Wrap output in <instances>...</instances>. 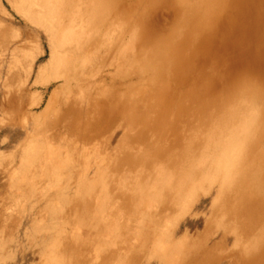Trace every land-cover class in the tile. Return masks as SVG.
I'll list each match as a JSON object with an SVG mask.
<instances>
[{"label":"rangeland","instance_id":"1","mask_svg":"<svg viewBox=\"0 0 264 264\" xmlns=\"http://www.w3.org/2000/svg\"><path fill=\"white\" fill-rule=\"evenodd\" d=\"M15 1L16 0H0V26H1L0 27V44H1L0 45V228H1L0 229V241H1V243H0V264H40V263H42V264H53V263L56 264L58 261L56 262L53 260L54 262L53 261L51 262V259L54 258V253H55L54 251H56V252L59 251V249L61 247H62V251L60 249L59 252L60 253L64 252V254H65L64 262H66V264H76V263L86 264L87 262H88L87 264H98V263H100V264H104V263L105 264H129V263L130 264H138V263H141V264H146V263L147 264H184L183 259L186 262L185 264H200V263L201 264L202 263L203 264H208V263H211V264H233V262H234V264H235V262H236V264H239V263H241L240 260H243L246 262V263L243 262L241 264H251V263L256 264L255 262H257V261H255L254 258L252 259L253 255L246 253L248 250H250L247 248L249 247V243H251V240L245 234L241 235L242 230H243V233H245L247 231V230H244V229H246L245 226H243L244 228L241 227V224L244 222L245 218H243V220H242V217L239 219L238 216H235L234 210L232 211V209H231L233 207V203H235V200L233 201V199H235L234 195H232V192H233L232 187H234L235 184H231V186H230L231 190L230 189H227V190L223 189L222 190V188L220 187L219 180L212 181V183H209L207 180L203 181V179L205 177V173H206V167L205 166L207 164V163L205 164L206 161H205L204 156L208 150L210 152L212 151L211 148H212V143L214 141L212 142L211 138L214 135L213 133L216 132L218 130V128L220 127L219 124H218V126L216 125L217 127L215 125H213V127L216 128L213 132L203 130L205 128L207 129V127L208 128L210 127L209 122H211L210 125H212V123L213 124L216 123V120L208 121V119L211 120V117L212 118H214L213 116L216 117V115H214V113H213L214 111H212V112L209 111L208 113L205 112L207 115L205 113L201 115L200 120H201L202 125H200L201 124L200 122L198 124V122H196V121H195L196 123L194 122L195 124L193 123V125L196 126L195 127V129H196L195 133L197 132L196 135H195V133L193 134V140L191 141V143L193 145L190 144V140H189L188 136H186V138L184 140V142L185 141L186 142L184 143V145H182V147H184V148L187 146H190V145H191L190 149L193 147H194V149L196 148L195 150L194 149L191 150L192 152L190 154L192 155L191 156L192 158L190 157V155L188 156V158H190L191 161L193 160V162L191 163L192 165L190 164V166H192L191 169H194V165H195L194 162L196 161V159H197L196 163L199 161L198 162L199 165H201L200 163H202L201 161L204 159L203 163L205 164V166H203V167L200 166L201 167L200 173H199V171L196 172L197 170H195L194 173H192V175L195 174V177H196V179H195V177H193L194 175L190 176L191 175L190 174L191 170L189 169L190 166L187 167L188 165L186 163H185L186 166L182 165V163H180V164L170 163L171 161H169L170 160L169 157L172 158V157L178 156L177 158H179L180 154H181V150L178 149L179 150L178 151L176 149L177 147L175 146L176 144L175 145L173 144V142H174L173 136H176L178 134H176L173 129L172 130L174 132H172L171 128L169 129L170 132L168 134V129L163 130V127L160 125L161 123H158V121H157L155 124L156 118L158 120H161V119H159L160 111H158L159 109H156L157 104L156 105H153V104H155V102H158V100H162V101H164V100L168 101L169 100L168 102H170V103L174 100L173 101L174 103L172 102L173 104L181 105V106H175V108H174L170 104L171 105L170 108H172L171 109L172 111H169V112L172 115L174 114L173 116L175 117L176 122H177L176 117H178V121L179 120L183 121V119L186 118L185 121H183V122H185V124L187 123L186 121L188 118L191 119V116H192V120H193V118L196 115L203 112L202 110L199 109V107H201V105L205 106L204 103H206V105L209 104L208 106H210V107L206 106L205 108L207 110L204 108L205 111H208V109H213L211 106H213L214 104H216V106H217V104H218V108L221 107L220 109H218L215 105L213 106L216 109H218V112L216 114H219V113L222 114V111H223V115L224 114L226 115L229 112H231L233 114H241L242 110H243V108H241V107L238 108L237 110H235V111H237L236 113L233 110L235 107H233L232 111H231V109L230 110L228 109V112L226 113L225 110H227V107H228V105H226V104L229 101L228 98L233 100V102L234 101L240 102V99L242 100V102H244L247 99V97H249V95L251 93H254V92L258 93L259 92V91H255V90H259V89H253V86H255L254 88H257V87L259 88V86L264 84V81H263L264 80V0H262V1L261 0H258V1L257 0H226V1L221 0L223 3V4H221L222 5L221 6L222 10H220L221 12L217 11L218 12L217 13V12L212 11L213 9L212 10L207 9V11H209L207 13V16H206L208 21L206 20L207 23L205 25H207V26H205L204 35L200 37L201 39L203 37V39L202 40L200 39L201 40L200 42L198 41L199 44L197 43L198 44L197 49L195 48L196 42H193L191 46L186 45L187 43H182L184 45H181V44L174 45V44H176L175 42H172L173 45H171V40H170L171 35L170 34L171 33L173 34L175 28H177L175 26V22L177 21L176 19H178L179 16H181L180 21L182 20V22H185V24L188 23L189 21H192V19H193L192 16H190V15L187 16L186 10H192V12L196 13L197 11H201L203 9V10H205L204 12L206 13L205 7H199L201 5L199 2L202 3V2H205V0H197L198 3H196L197 2L196 0H182V2L180 0L179 4L180 3H185V4L187 3L186 4V6L188 7L187 9L181 7L183 4L182 5L180 4L181 6L180 5L177 6V3L175 4L176 0H163V1L162 0H143L144 3H142V0H140V1L139 0H119V1L118 0H116V1L115 0H111V1L110 0H100L101 2H99V0H94V1H91V0H70V1H66V0H63V2L61 4V8H60L61 9L60 10L61 22L63 25L68 24V25H72L74 27V25L79 24L80 26H82L83 24L85 25V23L87 24V22L89 20H93V17H94L93 25L91 24L87 28V31L88 30L91 31L92 34L91 33L89 34V31H88V34H87L88 36L85 35L84 37H82L79 40L78 44L75 43V45H74L75 47H73V45H72L71 47L68 46L67 48H65L69 52V55H67L68 52L65 50L66 57L68 56L67 59L69 58L70 55H73V54L76 55V56L75 55L70 56L72 63L66 62V63H68L67 70L64 69L65 67L55 68L54 64L52 63V58H51V57H53V54H54L53 46L51 45V42L49 40V36H48L46 30L44 29V27H42L41 25H39L35 21H29L27 19L24 20L23 16L18 14V12H16L13 8ZM85 1H86V4H85ZM187 1H189V2L192 1V3L190 4ZM253 1H254V3H253ZM91 2H93V3H91ZM106 2L108 4H106ZM112 2H113L114 6L112 5ZM148 2H150L151 4ZM210 2H213V0L212 1L210 0ZM66 3H69L68 7H67V5H63ZM71 4L73 6L75 5L76 7L74 8ZM78 4H79V7H78ZM142 4L144 6H142ZM185 4H184V6H185ZM88 5H90V6H88ZM93 5H94L95 9H93L94 8ZM153 5H155V6H153ZM64 6H66V7H64ZM80 6H82V7H80ZM215 6L217 7V4ZM218 6H220V5H218ZM76 8H77V10H76ZM105 8L107 10H110V11H107ZM121 8L123 9V11L121 10ZM72 9L75 10V12L77 11V13L78 12L81 13V10L84 13L82 12L81 14L80 13L77 14V13L71 11ZM99 9H101L100 11H104L103 15H101L102 12H100V11H99L100 15H98ZM66 10H69V11H66ZM85 10H86V12H85ZM92 10H95L96 12L94 11V13H93ZM119 11L121 13V16H120ZM124 11H126V12L128 11L127 12L128 17H129V18L127 17L128 19L126 18V16H127L126 12H125L126 16L124 14L122 15V12H124ZM66 12L67 13L70 12L69 15H71L72 17L69 16ZM89 12H91V13H89ZM219 12H220V14H219ZM62 13L67 14V15L65 14L66 18L64 16V14H62ZM114 13L117 15H115ZM134 13H136V14H134ZM175 13L178 15V17H176L177 15ZM214 13H215V15H213ZM104 14H106V16ZM179 14H181V15H179ZM80 15H82L84 18ZM173 15L174 16L176 15L175 16L176 19L174 18ZM78 16L80 19L78 18ZM86 16H88V17H86ZM100 16L101 17L103 16L102 18H104V19L106 18V20L104 21V19H103L100 22V20L102 19ZM122 16H124L123 19L125 21H127L128 23L125 22L124 20H122V18H120ZM136 16H138V18ZM210 16H211V18H210ZM213 16H214V18H213ZM259 16H260V18H259ZM73 17H75L77 21L80 20V21H78L79 23L75 20V18L73 19ZM89 17H92V18H89ZM114 17H117V18L114 19ZM134 17H136V18H134ZM62 18H64V19L62 20ZM98 18H99V20H98ZM81 19H82V21H81ZM120 19H121V22H120ZM213 19L215 21H213ZM255 19L258 21H256ZM184 20H186V21H184ZM95 21H96L97 25H96ZM122 21H124V22H122ZM129 22H130V24H129ZM131 22L133 25L131 24ZM140 22H142L143 24H141ZM211 22L213 24V26H211V27L215 31L210 26H208V25H210L209 23H211ZM102 24L105 26H103ZM191 24H193V23H191ZM191 24L189 23V25H191ZM142 25H143V27H142ZM144 25H146L147 27ZM165 25H167L169 27H167ZM91 26L95 27V31H94V28ZM126 26H127V28H126ZM131 26H132V28H131ZM256 26H258V27H256ZM208 27H209V29H207ZM89 28L92 30H90ZM107 28L108 29L112 28V29L108 30ZM187 28H189L188 25H187ZM105 29H106V31H104ZM125 29H126V31H124ZM206 29L209 30V32ZM138 30L139 31L142 30V31L138 32ZM159 30H161V31H159ZM211 30H213L214 34L211 33ZM123 31H124V35H123ZM97 32H99V33H97ZM125 32L127 34H125ZM129 33H130V35H129ZM149 33H151V34H149ZM162 33H164L163 36H162ZM168 35L170 36V38L168 37ZM210 35L213 37H211ZM111 36H112V38H111ZM118 36L119 37L121 36L119 40H118V38H119ZM167 37L169 38L168 40L165 39ZM184 37H186V36H184ZM153 38L156 39L160 43L157 44L158 42L156 40H153ZM181 39H183V38L180 37L179 41ZM94 40H96V42ZM119 41H121V42H119ZM137 41H139V42H137ZM195 41H197V38L195 39ZM149 42H152V43L149 44ZM162 42H165V43H162ZM147 43L149 44V47H148ZM155 43H156V46H154ZM84 44H85V46H84ZM194 44H195V46H194ZM77 45H80V47H78ZM121 45L123 47H121ZM143 45H145V46H143ZM161 45H163V46H161ZM119 46H120V48H119ZM166 46H169V47H167V49H166ZM170 46H173L176 48L173 49V47H172L171 49H168V48H170ZM189 46L191 47V49H189L190 48ZM200 46H202V47L200 48ZM93 47H95V48H93ZM125 47H127V48H125ZM146 47H148V48H146ZM152 47H154V48H152ZM157 47H158V49L160 47H162L163 49L165 48L164 50H169V51H167V54H166L167 56L166 55L164 56L166 59L162 58V54H160ZM115 48H118L119 50L115 49ZM88 49H90V50H88ZM152 49L155 50V52H153L154 55L157 53H159L160 55H156V57L153 56L154 58L153 57L151 58V56H152L151 54H153V53H151ZM175 49H177V51L180 52V55L182 53V56L178 59L176 64H175V61L173 60L175 57V54H174V57L171 59V57H172L171 55ZM182 49H184V50H182ZM70 50H72V51H70ZM127 50H129V52ZM83 51H85V53ZM196 51H197V53H196ZM121 52H122V54H120ZM169 52L171 54H169ZM86 53H87V55H86ZM125 53L127 56L125 55ZM108 54H109V58H108ZM123 54H124L125 58H122ZM184 54H186V55H184ZM79 55H80V57H78ZM183 55L185 56L184 57L185 61L188 57L189 58L191 57V60H189V59H188L189 61L187 60L190 64V67H189L188 62L186 61V63H187V65H186L185 61L182 59ZM159 56H161V57H159ZM198 56H199V58H198ZM161 58L163 59V61ZM167 58H169V60H167ZM133 59H136V60H133ZM180 59H182L180 62L182 65H179ZM196 59H198V60H196ZM73 60H74V62H73ZM92 60H94V61H92ZM159 60L162 61V64H160L161 62L159 63L160 66L164 65V63L166 62L165 64H167V65H164L166 69L163 70L162 68H164V66L160 68L159 66H157L158 64L152 65V63L154 61H156V63H157V62H159ZM172 60L174 61L173 63H171ZM127 61H129V62H127ZM147 61H150V62H147ZM192 61H194L196 64ZM168 62H170V63H168ZM125 63L126 64L130 63V64L126 65ZM183 63H185V65H183ZM172 64L175 65L176 69L178 68V70H175L174 67H173V69H171ZM69 65H72L71 66L72 69H71V67H69ZM143 65H145V68L143 67ZM148 65L150 67L152 66L151 70H150V67ZM137 66H138V68H137ZM181 66L182 67L184 66L183 67L184 69L187 67V70L182 71L183 68ZM155 67L156 68L159 67L160 69L159 68L156 69ZM75 68H77V70L74 72ZM136 68H137V72H136ZM146 68L147 69L149 68L148 69L149 71ZM192 68H196L197 70L192 69ZM167 69L168 70L170 69V70L168 71ZM190 69H192V70H190ZM68 70H69V72H71L70 74H68L69 73ZM128 70H129V72H128ZM146 70H147V72H145ZM155 70H158L159 72L158 71L156 72ZM179 70H181L182 74H184L185 76H183L182 74L180 75L181 71L178 72ZM250 70H252V71H250ZM253 70L255 72L254 74H253ZM60 71L62 72L63 75L61 74ZM123 71H124V73H123ZM154 71H155V74H154ZM161 71L163 73H160ZM176 71H177V74H175ZM187 71H189V72H187ZM172 72L175 75H177V78ZM184 72H186V73H184ZM248 72H249V74H248ZM257 72H259V73L257 74ZM54 73H55V75H54ZM167 73H168V75H167ZM37 74H39V75H37ZM94 74H95V77H93ZM160 74L163 75V77H165V78H163ZM56 75L59 76V78H57ZM141 75L143 78L141 77ZM214 75L216 78L214 77ZM26 76H27V78H26ZM152 76H156V78L159 76V78H157V83H159L158 81H161L163 78L162 81L165 82L164 83V85H166L165 88H167V87L169 88L168 89L169 92H167L168 96H163V95H165L164 92H163L164 94L161 93L163 91L162 89L164 88V85L161 84L162 81L160 82V84H161V86H163V88L159 84L157 85L156 82L154 84L157 87H155L153 84V82H154L153 80H155L156 78L153 77V80H152ZM167 76H169V77H167ZM219 76L220 77L222 76V77L220 78ZM255 76H257V77H255ZM262 76H263V78H262ZM166 77L168 79H170L171 82H169L170 80L167 81ZM172 77L173 78L175 77V78L173 79ZM194 77H195V79H194ZM201 77H203V79ZM242 77L244 78V80L241 82ZM52 78L53 79L56 78V79L53 80ZM245 78L247 80L249 79L252 83H253L254 78H255V80H257V78H258V80L262 78L261 80H259L261 85L258 81L254 80L255 81L254 84L256 83L257 86H256V84L255 85L253 84V86H252V84H250L251 82L249 80L247 81ZM76 79H80V80H76ZM210 79H212V81ZM38 80L40 82L41 81L43 82V80H44V83L46 85L45 84L42 85V82L40 84V82H38ZM70 80L73 81L74 83L70 82ZM143 81H145V82L143 83ZM219 81H220V83H219ZM244 81H246L247 86L250 85V87H248L249 90L244 88V87H246V85H244V83H243ZM131 82H132V84H130ZM237 82H239V83H237ZM151 83L153 86L149 85ZM241 83H243V84L241 85ZM129 84H130V86H128ZM167 84H169L170 87ZM236 84H237L238 88H237ZM239 84L241 85L240 87L243 90V91L240 90V95H242V96H238L239 92H237V91L240 88ZM91 85H92V87H91ZM179 85H181V86H179ZM158 86L161 87L160 88L161 90L159 89ZM234 86H235V89H234ZM60 87L61 88L63 87V90ZM82 87H84V88H82ZM129 87H131V88L129 89ZM220 87H221V89H220ZM263 87H264V85H263ZM263 87L260 89H263ZM149 88H150V90H149ZM208 88H210V89H208ZM66 89L67 90L69 89L70 93H69V91H66ZM77 89L79 91H75ZM83 89H85V90H83ZM116 89L120 92L118 93V91ZM171 89H172V91H171ZM194 89H196V90H194ZM204 89H206V90H204ZM232 89H234V90H232ZM144 90L147 93H150V95L148 97H150L151 100H152L153 95H154L153 97H156V98L155 99L153 98V101H151L149 98L147 99L146 98L147 93H145ZM165 90L167 91V89H165ZM187 90H188V92H187ZM83 91H86V92H83ZM116 91H117V93H116ZM130 91H132L133 93ZM151 91L152 92L156 91L155 93L157 95L155 93H152ZM159 91L163 97L160 94H158ZM184 91H185V93H184ZM189 91H191V94ZM233 91H234V93H233ZM245 91L247 92V94H245ZM261 91H263V90H261ZM55 92H56V94H55ZM76 92H78L80 96L82 93L83 94L86 93L85 95L82 94V96H84L85 98L84 97L82 98V96L80 97L78 94L75 95ZM87 92H89L90 94L89 93L87 94ZM94 92H95V94H94ZM192 92H194V93L192 94ZM199 92L201 93V95H199L200 94ZM221 92L225 93V94H221ZM243 92H244V94H243ZM108 93H109L110 98H108V96H107V98H104V97H106L105 94L108 95ZM120 93H121L120 97L122 96V97H126V98L123 99L121 97L120 98L121 102L119 104V100L115 99V97L118 98ZM122 93L124 94V96L122 95ZM144 93H145V95H144ZM125 94L126 95L129 94L130 98H129V96H126ZM213 94H215V95H213ZM230 95H232L234 97H232ZM246 95H248V96H246ZM253 95L254 94H251L250 96L253 97ZM88 96H90V97H88ZM94 96H95V98H93ZM101 96H104L103 98L105 99L106 102L109 101V99H111V101H109V103L107 102L108 106L105 105L107 103H105V101H103L104 100L103 98H102L103 100L99 99V98H101ZM193 96H195L194 97L195 99L192 98ZM188 97H191L193 99V103H192V100H190L191 98L189 99ZM220 97H221V100H223V101L220 100ZM74 98H76L75 100H77V98H80L79 100L82 102H80L79 100H77V102H75V101H73ZM199 98L200 99L202 98V99L199 100ZM216 98H218V99H216ZM113 99H115L116 101ZM185 100L188 102L184 103ZM194 100L197 102L196 104H194L195 103ZM209 100L210 101L212 100V102L214 101L215 103L209 102ZM70 101H71V103H70ZM88 101H90V103ZM162 101H160V102L162 103ZM166 101H164V102H165V105L167 108L168 104L166 103ZM199 101H203L204 103L201 104L202 102H199ZM95 102L97 104H95ZM99 102H101V103H99ZM117 102H118V104H117ZM123 102H124V104H123ZM160 102H158V104ZM175 102H177V103H175ZM178 102H179V104H178ZM102 103H104L103 104L104 106H102ZM146 103L149 106L148 108H147V105H145ZM149 103H151L152 105ZM183 103L186 105L183 106ZM189 103H190V105L192 103L193 107L196 105L195 109L192 107V105L190 106ZM55 104L57 105L56 108H55ZM88 104H90V105H88ZM116 104H117V107H115ZM128 104H129V106H128ZM187 104H188V107H191V109L193 108L192 109L193 112H192V110L187 111V110H190V109L186 108ZM62 105L64 107L66 106L64 110H66L68 107H70L72 109H67L69 112L68 111L64 112V110H63L64 107ZM74 105H76L78 107L75 106V108L73 109ZM81 105H83V107L85 109H83V107L81 108ZM93 105H95V106L93 107ZM123 105H126V107L130 108L129 110H131V111H129L128 108H125L126 113L128 111V113L130 115L126 114L125 111H123L122 114L119 112V111H122L121 107H123ZM130 105H131V107H130ZM87 106L88 107L91 106L90 108H92V107L96 108V111H94V109H92V112H91V109L89 108L90 109L89 110ZM100 106H101V108H100ZM109 106L113 108V109L111 108V112H109L110 111ZM113 106L117 109L115 110ZM152 106L156 110H154V108ZM104 107H106V108H104ZM135 107H136V109H135ZM97 108H98V110L100 109V111H102V112H100V114H99L100 116L97 115V117H95L96 114L99 112L97 110ZM107 108H108L109 113L107 112V110L106 111L102 110V109H107ZM119 108H121V110ZM152 108H153L154 112L151 111ZM228 108H230V106ZM77 109H78V112L81 109H83L84 111L81 110L82 112L80 111L79 113H77ZM86 109L90 112H88ZM180 109L182 110V112ZM48 110H50L51 112L50 111L48 112ZM196 110L197 111L200 110V111L197 112ZM112 111L114 113L116 112L117 114L115 113L116 115L113 114L114 115L113 116L111 114V113H113ZM150 111L152 112V114ZM155 111H157V112L155 113ZM176 111H177L178 115H177ZM183 111H185L184 113L186 114L185 115L186 117H184V118H183L184 115L181 116V113H183ZM186 112H188L189 114ZM194 112H196L197 114L196 115L193 114ZM215 112H216V110H215ZM101 113H104V114H101ZM107 113H108V115H107ZM148 113L151 115H147ZM210 113H213V116H210V115H212ZM63 114H65V116H68L69 119H68V117L66 118ZM94 114H95V116H94ZM120 114L122 115V118H121ZM190 114H192V115H190ZM123 115H127V116H124V118H123ZM139 115L143 118L137 119V118H140ZM146 115L150 116V117L148 118V117H146ZM188 115H190V116L188 117ZM203 115H205V116L209 115L210 118L208 116L207 117L208 119H207ZM115 116H117V117H115ZM93 117L95 119H93ZM112 117L113 118L115 117L116 119L114 120V119H112ZM125 117H126V119H125ZM144 117H145V119H144ZM98 118H100L101 120ZM102 118H103V120H102ZM105 118H107V119H105ZM129 118L131 119L130 123H129V121L128 122L126 121ZM203 118H205V119H203ZM97 119L99 120V122ZM150 119L151 120L154 119V121L151 122ZM93 120L97 121L98 123L94 122ZM108 120H110V121H108ZM132 120H135L136 122L135 121L132 122ZM225 120H229V121L231 120L232 121V119H227V118ZM83 121H86V122H83ZM90 121H91V123H90ZM146 121H148V122H146ZM182 121L179 122L178 126L181 128H178V129L179 130L181 129L180 131L183 135L184 128L187 127L188 125L186 124V126H183V124H180V123H182ZM204 121L206 123H203ZM229 121H226L227 122L226 127L221 126V127H223L224 131H226V129L227 130L233 129V124L237 120L234 121V119H233L232 124H231V121H230V123H228ZM259 121H261V120H259ZM66 122H68V124ZM137 122H140V123L143 122V124H145L144 122H146V124L149 123V126L146 125L143 128L144 125L142 126V124L137 123ZM176 122H175V124H176ZM256 122L259 123L258 120ZM61 123H62V125H61ZM69 123H71V124H69ZM77 123L80 126H78ZM132 123H134L135 126ZM205 124H207V125H205ZM228 124H231L230 126H232V127L228 126ZM150 125H154L155 127L157 126L156 128L158 130L157 129L155 130L154 126H150ZM41 126L43 129H41ZM190 126L191 125H189V127ZM46 127H48V128H46ZM63 127H64V129H63ZM82 127H83V129H82ZM169 127H171V126H169ZM177 127H176V129H177ZM221 127L219 128V130L222 129ZM228 127H230V128H228ZM262 127H264V123L262 124V122H260L258 125V128L256 130V131H260V132L255 131V134L258 135V137H255V139H257V140L253 141V140H255V139H253L252 142H255V143L251 142L250 144L248 143V145L246 144V146L244 147V154L245 155H247L246 152L250 153V151L252 150V148H250V146H253V145L256 146L257 144H259L258 140H260L259 145L264 146V141H263L264 137H262L260 135L261 133H262V135L264 134V128H262ZM99 128H103V131H102V129L100 130ZM145 129L148 131L146 132ZM153 129H154V131H153ZM94 130H96V131L94 132ZM163 131H165V133H166L165 135L163 134L164 133ZM199 131L201 134L203 133L202 134L203 136L200 135ZM42 132H44V133H42ZM141 132H143V133H141ZM176 132H179V131L176 130ZM205 132H207L208 136L212 135L211 137H209L210 140H209V138ZM84 133H87V134H84ZM92 133H93V135H92ZM198 133H199V135H198ZM147 134L149 137L147 136ZM158 134H160L161 137L163 134L164 138L163 139L160 138ZM209 134H211V135H209ZM80 135H82V136H80ZM166 135L168 136V138ZM182 135L179 132V137L177 136V138L176 137L175 138L178 139L181 136L182 137L181 140H182L183 139ZM194 135H195V137H194ZM64 136H66L67 138ZM204 136H207V137H204ZM218 136H220V135H218ZM259 136H261L262 138ZM93 137H94V139H93ZM198 137H200V138H198ZM37 138H41V139L39 140ZM56 138H58V140ZM166 138H167V140H166ZM201 138H202V140H200ZM43 139L44 140L46 139V140L44 141ZM195 139L199 140L200 142L194 141ZM99 140H101L102 142ZM151 141H155V142H151ZM34 142H36V143H34ZM195 142H196V145H198V146H195ZM43 143L47 144V145L42 147ZM122 143H123V145H122ZM151 143L153 144V146ZM154 143H155V145H154ZM200 143H201V145H200ZM34 144H35L36 148L39 146L40 147L37 148V150H36V148L33 147ZM36 144H38V145L40 144V145L38 146ZM59 144H61V145H59ZM137 144H138V146H137ZM179 144L181 145V143H179ZM162 145H163V147H162ZM203 145L206 146L205 147L206 150L203 149ZM169 146H170V149L168 148ZM171 146L172 147L174 146L175 148L171 149ZM27 147H29L31 150ZM69 147L71 150L69 149ZM164 147H166L167 151H166V149L163 150ZM201 147H202V149H201ZM23 148H25V149H23ZM160 148L162 149L163 153L160 150ZM168 149H169L170 153H169ZM197 149L199 151H201V150H203V151L198 152ZM29 150L32 152H30ZM38 150L39 151L42 150V152L46 151V153L43 152V154H42V152H38ZM84 150H85V153H84ZM171 150L172 151L174 150V155H173V152ZM27 151H28V153H27ZM48 151H50V152H48ZM53 151L56 153V156L54 155L55 153ZM138 151H139V154H138ZM147 151H148V155H147ZM159 151H161V152L159 153ZM204 151H206V152H204ZM132 152H134V153L132 154ZM164 152L165 153L168 152L170 155L167 153V155H168V157H167ZM175 152H176V154H175ZM197 152L200 153L198 158H196L197 155H195V154H197ZM25 153H26V155H25ZM40 153L42 155H40ZM73 153H75V154H73ZM177 153H179V155ZM211 153H213V152H211ZM211 153H210V156L212 155ZM57 154H60V155L58 156ZM161 154H162V156H161ZM193 154H194V157H193ZM140 155H142V156H140ZM164 155H165V157H164ZM175 155H177V156H175ZM202 155H204V156H202ZM29 156H30V160H29ZM58 157H59V159H58ZM119 157L120 158L122 157V158L119 159ZM153 157H155V159ZM77 158H78V161H77ZM22 159L26 163L25 165L23 164L24 162L21 161ZM40 160H42V161H40ZM146 161H148V162H146ZM2 162H3V164H2ZM30 162H32V164ZM37 162H39V163H37ZM48 163H50V164L52 163L51 164L52 166ZM69 163H72V164L74 163V164L72 165ZM87 163H88V165H87ZM169 164L171 165V168H170ZM8 165H9V167H8ZM32 165H34V166H32ZM58 165H60V166H58ZM69 165L72 167H69ZM113 165H114V167H113ZM20 166H21V168L22 167L23 168L21 169ZM43 166H45V168L47 170L45 168L43 169ZM55 166H56V168H55ZM118 166H119V168H118ZM143 166H145V167H143ZM153 166H154V169H153ZM162 166L164 169L162 168ZM177 166L179 167L180 170H177L178 169ZM209 166H210V164H209ZM209 166H207L208 172L211 171V170H209V169H211V168H209ZM65 167L66 168L68 167L67 171H66ZM31 168H33V169H31ZM203 168L205 170L202 173ZM73 169H74V172L72 171ZM141 169L142 170L144 169V170L142 171ZM172 169L177 170L176 174L174 173L175 172L174 170L171 172V173H174L175 176H173L170 173V171ZM32 170L35 172H32ZM56 170L58 171L57 172L58 174L56 173ZM182 170H184V172ZM185 170H186V172H185ZM158 171L163 175L169 174V176L165 175V179L166 180L168 179L167 180L168 183H170V184L173 183L171 186L172 187L171 189L174 188L172 190L173 195L171 194V192L169 190L170 185L167 182H166V184H167L166 187L169 185V188L167 187L168 191H167V188H165L163 185H159L160 184V180H159L160 177L159 176L161 174H158L159 173ZM181 171H182V174L180 173ZM24 172H27V173H24ZM37 172H38V174H37ZM208 172L206 174H208ZM54 173H56L57 175L55 174V176H54ZM98 173H99V175H98ZM103 173L105 175L106 174L107 175L104 176V175H102ZM185 173L187 175H185V178H184ZM196 173H197V176H196ZM29 174L32 178L29 176ZM73 174H74V176L72 177ZM127 174L130 176L127 177L128 176ZM123 175H124V177H123ZM144 175H146L147 177L146 176L144 177ZM182 175H183V177H182ZM188 175L190 176V178L192 177L191 178L192 181H190L191 179H188L189 178ZM41 176L44 178H42ZM101 176H104V177H101ZM107 176L110 179H108ZM34 177H35V179H33ZM130 177H131V179H130ZM169 177L173 180L171 181V179ZM175 177L179 178L181 181ZM23 178H25V179H23ZM36 178L37 179L39 178L40 180L39 179L37 180ZM50 178H51V180H50ZM58 178L61 179L59 184L57 182H55L56 181L55 179H58ZM83 178L85 179V181ZM29 179H30V181H29ZM12 180H15V181H12ZM71 180H73L72 181L73 183L71 182ZM120 180L124 184L121 183ZM142 180H143V182H142ZM174 180H178V181H175L178 184L177 183L175 184ZM195 180H198V181L200 180L202 182V184H200V186H202V187H199L198 190L196 188L193 193L188 192L187 189L188 188L191 189V186L196 185V182H197V185L199 184L200 181L199 182L198 181L193 182ZM100 181L103 182V184H101ZM70 182L72 183L73 187L71 186ZM125 182H126V184H125ZM128 182H129V185H128ZM132 182H135V183H132ZM183 182H184V184H183ZM204 182H205V184H203ZM26 183H28V184L30 183V184L27 185ZM51 183H53L54 185ZM83 183L85 185H88V186L90 185V187L92 185V191L89 193V195L85 194L87 197L85 195L82 196V193L80 192L81 191V184H83ZM98 183H100V184H98ZM132 184H133V186H132ZM151 184H152V187L154 186L153 188L155 190L153 188H151ZM46 185H48V186H46ZM98 185H99V187L97 188ZM134 185H136V186H134ZM158 185H159V187H158L159 190L164 189L163 191H167L171 195L168 193L169 196L167 195V197H168L167 198L165 196V194L167 192H164L165 194H162L163 191L162 192H160L159 190L156 191V189H158L157 188ZM176 185H177V187H176ZM112 186L115 187V190ZM120 186H123V188H125V190L123 188H121ZM180 186L181 187L183 186V188L181 189ZM203 186H204V188H203ZM45 187H47V188H45ZM146 187H148V188H146ZM149 187H150V189H149ZM178 187H179V189H178ZM103 188H105V189H103ZM9 189H10V191H9ZM144 189H146V190L148 189V190L144 191ZM201 189L203 192L201 191ZM207 189H209V190H207ZM94 190H95V192H98L100 195L103 194L108 199V202H106L107 208L105 206V208L103 210H100L102 212V213L99 212L100 214L98 213L97 209H99L98 206H100V203H101L100 201H101L102 197H104V196H100L98 193L93 192ZM101 190H104V192ZM177 190H180V191L177 192ZM110 191H112V192H110ZM141 191H143V192H141ZM150 191H151V194L149 196L146 193L147 192L149 193ZM116 192H118V195ZM205 192H207V193H205ZM224 192H226V193H224ZM127 193H129V194H127ZM142 193H143V195H142ZM156 193L160 197L157 195L155 196L154 194H156ZM158 193H160V194H158ZM176 193H178V195H179V193L181 194V196H179L181 198L180 201L182 200V198L185 197L184 198L185 200L183 202L184 205L181 204L180 201L179 202L177 201L178 195ZM27 194H29V195H27ZM121 194H122V196H121ZM174 194H176L177 196H175ZM24 195H25V197H24ZM39 195H40V197H38ZM43 195H46V196H43ZM113 195H114V197H111ZM125 195H127V196H125ZM139 195H141V196H139ZM154 196H155V198H154ZM186 196H187V198H186ZM71 197H73V198H71ZM76 197H78L79 199ZM172 197L175 198V200H173ZM36 198H39V199H36ZM85 198H86V201H85ZM142 198H144V199H142ZM162 198L163 199L165 198V199L163 200ZM166 198H167V202H166ZM57 199H58V201H57ZM111 199H113V202ZM153 199H156V200H154V202L156 201L155 203L150 202ZM38 200H40V201H38ZM72 200H73V202H72ZM79 200L81 201V203L84 202L83 205L80 207H79V205H81V203ZM68 201L70 204L68 203ZM78 201L80 204L78 203ZM120 201H122V202H120ZM139 201H141V202H139ZM185 201H187V202L185 203ZM228 201H230V202L232 201V204L231 203L229 204ZM60 202H62L63 204ZM90 202H92L93 204ZM160 202H162V204ZM176 202L180 203L182 205V207H180L181 205L177 204ZM46 203H47V205H46ZM120 203L122 206L120 205ZM226 203H227V205H230V206L227 207ZM17 204L19 205V207ZM117 204L120 205L121 208ZM124 204H125V206H124ZM153 204H154V206H153ZM69 205L71 206V208H69L70 207ZM86 205H88V206H86ZM55 206H56V208H55ZM20 207L24 211H22V209ZM60 207L63 209H61ZM117 207H118V209H117ZM225 207H227V208H225ZM90 208H91V211H90ZM147 208H148V210H147ZM159 208H160V210H159ZM174 208L175 209L179 208L178 209L179 211L175 210ZM59 209H60V212H59ZM83 209H85L88 213L90 212V215H91L88 218L89 222H91V223L87 222V224L85 226H81L79 223H77L78 220L80 219L79 213L82 212ZM61 210H63V211H61ZM69 210H70V212H69ZM113 210H115V211H113ZM125 210L127 212H124ZM149 210L151 212H149ZM164 210H165V212H164ZM219 210H221V211H219ZM180 211H183V212H180ZM47 212H48V214H47ZM128 212L131 214H129ZM219 212L220 213L223 212V213L220 214ZM143 213L145 216H143ZM174 213H176V214H174ZM180 213H182V214H180ZM259 213H262V211H260ZM259 213H258V215L261 216ZM177 214H180V216ZM232 214H234V215H232ZM53 215H54V217H53ZM176 215L179 217H177ZM76 216H77V219L79 218L78 220L76 219ZM148 216L150 217V219ZM217 216L219 217V219ZM67 217H69L70 219ZM168 217H172V218H168ZM227 217H229L231 219H229V218L227 219ZM50 218H52V219H50ZM99 218H100V220H99ZM174 218H176V219H174ZM256 218H257V220H259L260 217L259 218L256 217ZM18 219H20V220H18ZM154 219L157 222H155V221H154L155 223L149 222V220L153 221ZM238 219L240 220L239 224H238V222L236 223V220L238 221ZM44 220H46V221H44ZM69 220H71V221H69ZM41 221L42 222L44 221V223H42ZM50 221L52 222V224H50ZM54 221H58L59 223L58 222L55 223ZM38 222H40L39 225L37 224ZM45 222H46V224H45ZM170 222H172V223H170ZM229 222L231 224L233 222L234 223L232 225L230 224V226H229ZM107 223H108V225H107ZM153 223H154V226H153ZM213 223H214V225H213ZM259 223H260V225L263 224V222H259ZM49 224H50V226H49ZM235 224H237V225H235ZM74 225H75V227H74ZM209 225H211V226H209ZM233 225L235 227H233ZM243 225H245V224H243ZM164 226H166V228H163ZM217 226H218V228H217ZM54 227H56V228H54ZM157 227H158V229H157ZM169 227L170 228L172 227V228L169 230ZM236 227H238V228L236 229ZM161 228H162V230H161ZM4 229H5V231H4ZM55 229H56V231H55ZM61 229H62V231H61ZM239 229H241V231H240L241 233L239 232ZM48 230H50L49 232H47V234L49 233V235H46L45 231H48ZM42 231H44V233ZM52 231H53V233H52ZM235 231L238 232V233L236 232L238 234V236L236 235ZM38 232H39V234H37ZM33 234H34V236H33ZM43 234H44V236H43ZM55 234H57L58 237ZM79 234H81V235H79ZM59 235H60V237H59ZM234 235H236L238 238L240 236H242L243 237V238L241 237L242 242L240 241L241 239L239 240L238 238H235L236 236H234ZM160 236H162V238L167 237L166 238L167 244L180 248V251L177 252L175 249H172V248L169 249L168 245H166L165 248L161 249L158 252L154 251L153 243H155L156 239L159 238ZM58 238L62 241V244H60L61 246L58 249L52 250L51 247H49L50 245H52L50 243H52L54 241H58L59 240ZM95 238H97V239L94 240ZM222 238L224 241L221 240ZM50 239H54V240L50 241ZM68 239H69V241H68ZM246 239H247V241H246ZM80 240H81V242H80ZM133 240H134V242H133ZM144 240L146 241L147 244L145 243ZM235 241H237V243L241 242L243 244L239 243V245H236L237 243ZM246 242L247 243L249 242V243L247 244ZM96 243H99V244H96ZM246 244H247V246H244ZM68 245H69V247H68ZM91 245H93V246L91 247ZM119 245L121 246V248H119L120 247ZM263 245L261 246V248L263 247ZM95 246H98L100 248L95 247ZM241 246L244 248H242ZM210 247L212 249H210ZM205 248H206V250H205ZM221 248L223 251L224 250H228V251H225V254H222L224 252L221 250ZM49 249H50V251H49ZM238 249H240V250H238ZM244 249H247V251L243 252ZM95 250H96V252H95ZM113 250H115V251H113ZM203 250H205V251H203ZM212 250H214V251H212ZM52 252H53V255H52ZM141 252H143V253H141ZM154 252H156V254ZM216 252L218 253L219 257L217 256ZM73 253H75V255ZM85 253H86V255L84 256ZM105 253H106V255H105ZM113 253L114 254L116 253L115 256ZM152 253H154V254H152ZM207 253L209 255H207ZM242 253H243V255H241ZM78 255H79V257L76 258L75 256H78ZM203 255H205V257ZM39 256H42V257H39ZM44 256H45V258L47 257V259H45ZM188 256L190 258H188V260H187ZM193 256H195L194 257L195 259H193ZM243 256L244 257L246 256L247 258L243 259L244 258ZM250 256H251V260H253V262L250 260H247V259H250ZM141 257H142V259H141ZM239 257L242 259H240ZM81 258H83V259H81ZM131 258H132V260H131ZM237 258L240 260H238ZM121 259H123V260H121ZM181 259L183 262H181ZM236 260H238V263ZM38 262H40V263H38ZM187 262H189V263H187ZM262 262H264V261L260 260V262H257V264H260ZM57 264H61V263L58 262Z\"/></svg>","mask_w":264,"mask_h":264},{"label":"bare ground","instance_id":"2","mask_svg":"<svg viewBox=\"0 0 264 264\" xmlns=\"http://www.w3.org/2000/svg\"><path fill=\"white\" fill-rule=\"evenodd\" d=\"M66 1H70V0H66ZM91 1H94V0H91ZM111 1V0H110ZM116 1V0H115ZM119 1V0H118ZM140 1V0H139ZM163 1V0H162ZM178 1V2H177ZM197 1V0H196ZM212 1V0H211ZM226 1V0H225ZM258 1V0H257ZM262 1V0H261ZM62 2H63V0H16L15 1V3H14V6H13V8H14V10L16 11V12H18V14H20V15H22L23 16V19L25 20V19H27V20H29V21H35V22H37L39 25H41L42 27H44V29L46 30V32H47V34H48V36H49V40H50V42H51V45L53 46V52H54V54H53V57H51L52 58V63L54 64V66H55V68H62V67H65L64 69H66L67 70V68H68V63H66V62H70V63H72L71 61V59H70V56H74L75 54H73L72 52V54L73 55H70L69 56V58L67 59V57H66V52H65V50L67 51V49H65V48H67L68 46H72L73 45V47H75L74 45H75V43H79V40L82 38V37H84L85 35H87L88 34V31H87V28L92 24L93 25V20H94V17H93V20H89L88 22H87V24L85 23V25L83 24L82 26H80L79 24H77V25H74V27L72 26V25H68V24H65V25H63L62 24V22H61V16H60V8H61V4H62ZM99 2H101L100 0H99ZM114 2V1H113ZM113 2H112V5H113ZM125 2V1H124ZM179 2H180V0H176V2H175V4L177 3V6H179L180 4L182 5H180L181 7H183V8H185V9H187L188 7L186 6V4L185 3H180L179 4ZM181 2H182V0H181ZM187 2H189V1H187ZM195 2V1H194ZM240 2V1H239ZM72 3V2H71ZM89 3V2H88ZM91 3H93V2H91ZM110 3V2H109ZM123 3V2H122ZM139 3V2H138ZM141 3V2H140ZM142 3H144V1L142 0ZM148 3H150V2H148ZM190 4L192 3V1H190L189 2ZM196 3H198V1L196 2ZM201 5L199 6V7H205L206 8V13L204 12L205 10H201V11H197L196 13L195 12H192V10H186L187 11V16L188 15H190V16H192V21H189L188 23H186L185 24V22H182V20L180 21V17L181 16H179L178 17V15L176 16V17H178V19H176L175 18V16H174V18L177 20L176 22H175V26L178 28H175V30H174V32H173V34L171 33L170 35H171V38H170V36L168 35V37L170 38V40H171V45H173L172 44V42H175L176 44H174V45H177V44H181V45H184V44H182V43H187L186 45H192V43L193 42H196V49H197V45L199 44V42L203 39V37H202V39L200 38L201 36H203L204 35V32H205V26H207V25H205L206 23H207V13L209 12V11H207V9H213L212 11H214V12H217V11H220V10H222L221 9V4H223L222 3V1L221 0H213V2H210V0H205V2H199ZM217 4V7L215 6L216 4ZM225 3V2H224ZM249 3V2H248ZM253 3H254V1H253ZM80 4V3H79ZM79 4H78V7H79ZM85 4H86V1H85ZM106 4H108L107 2H106ZM126 4V3H125ZM151 4V3H150ZM184 4H185V6H184ZM194 4V3H193ZM251 4V3H250ZM63 5H67V7H68V5H69V3H66V4H63ZM72 5V4H71ZM111 5V6H112ZM168 5V4H167ZM218 5H220V6H218ZM249 5V4H248ZM263 5V4H262ZM73 6V5H72ZM88 6H90V5H88ZM106 6V5H105ZM114 6V5H113ZM142 6H144L143 4H142ZM152 6V5H151ZM153 6H155V5H153ZM166 6V5H165ZM198 6V5H197ZM241 6V5H240ZM64 7H66V6H64ZM74 8L76 7L75 5L73 6ZM80 7H82V6H80ZM93 7H94V5H93ZM103 7V6H102ZM116 7V6H115ZM122 7V6H121ZM133 7V6H132ZM239 7V6H238ZM237 7V8H238ZM263 7V6H262ZM89 8V7H88ZM97 8V7H96ZM107 8V7H106ZM105 8V9H106ZM125 8V7H124ZM131 8V7H130ZM135 8V7H134ZM182 8V9H183ZM225 8V7H224ZM63 9V8H62ZM65 9V8H64ZM69 9V8H68ZM71 9V8H70ZM93 9H95V7L93 8ZM109 9V8H108ZM178 9V8H177ZM190 9V8H189ZM196 9V8H195ZM235 9V8H234ZM76 10H77V8H76ZM101 9H99L98 10V15H100V12H102V14L101 15H103V13H104V11H100ZM107 10V9H106ZM116 10V9H115ZM114 10V11H115ZM121 10L123 11V9L121 8ZM134 10V9H133ZM132 10V11H133ZM225 10V9H224ZM257 10V9H256ZM66 11H69V10H66ZM71 11H73V12H75V10H71ZM93 11V13H94V11L95 10H92ZM100 11V12H99ZM107 11H110V10H107ZM112 11V10H111ZM231 11V10H230ZM83 11L81 10V13H82ZM85 12H86V10H85ZM96 12V11H95ZM126 11H124V12H122V15L124 14H126L125 13ZM140 12V11H139ZM221 12V11H220ZM220 12H219V14H220ZM260 12V11H259ZM67 13V12H66ZM65 13V14H66ZM70 13V12H69ZM69 13H67L68 15H69ZM75 13H77V11L75 12ZM78 13H80V12H78ZM77 13V14H78ZM80 13V14H81ZM84 13V12H83ZM89 13H91V12H89ZM92 13V14H93ZM110 13V12H109ZM108 13V14H109ZM116 13V12H115ZM114 13V14H115ZM119 13H120V11H119ZM146 13V12H145ZM218 13V12H217ZM62 14H64V13H62ZM64 14V16H65V18H66V15ZM86 14V13H85ZM91 14V15H92ZM96 14V13H95ZM134 14H136V13H134ZM133 14V15H134ZM140 14V13H139ZM212 14V13H211ZM90 15V16H91ZM97 15V14H96ZM105 16H106V14H104ZM115 15H117V14H115ZM119 15V14H118ZM141 15V14H140ZM147 15V14H146ZM169 15V14H168ZM179 15H181V14H179ZM210 15V14H209ZM213 15H215V13L213 14ZM218 15V14H217ZM216 15V16H217ZM69 16H71V15H69ZM80 16H82V15H80ZM109 16V15H108ZM114 16V15H113ZM120 16H121V13H120ZM126 16V15H125ZM145 16V15H144ZM194 16V17H193ZM256 16V15H255ZM72 17V16H71ZM76 17V16H75ZM75 17H73V19L75 18ZM83 17V16H82ZM81 17V18H82ZM86 17H88V16H86ZM101 17V16H100ZM103 17V16H102ZM101 17V18H102ZM118 17V16H117ZM117 17H114V19L115 18H117ZM128 17V13H127V16H126V18ZM137 18H138V16H136ZM136 17H134V18H136ZM147 17V16H146ZM218 17V16H217ZM216 17V18H217ZM70 18V17H69ZM68 18V19H69ZM77 18V17H76ZM76 18H75V20H76ZM78 18H79V16H78ZM84 18V17H83ZM89 18H92V17H89ZM97 18V17H96ZM120 18H122V20H124L123 18H124V16H122V17H120ZM129 18V17H128ZM127 18V19H128ZM132 18V17H131ZM143 18V17H142ZM173 18V19H174ZM209 18V17H208ZM210 18H211V16H210ZM209 18V19H210ZM213 18H214V16H213ZM259 18H260V16H259ZM64 18H62V20H63ZM80 19V18H79ZM104 18H102L101 20H100V22L103 20ZM126 19V20H127ZM263 19V18H262ZM70 20V19H69ZM96 20V19H95ZM98 20H99V18H98ZM106 20V18L104 19V21ZM130 20V19H129ZM132 20V19H131ZM134 20V19H133ZM207 20V21H206ZM256 20V19H255ZM28 21V22H29ZM68 21V20H67ZM74 21V20H73ZM77 21V20H76ZM78 21H80V20H78ZM77 21V22H78ZM81 21H82V19H81ZM103 21V22H104ZM116 21V20H115ZM125 21V20H124ZM124 21H122V22H124ZM135 21V20H134ZM184 21H186V20H184ZM213 21H215L214 19H213ZM223 21V20H222ZM256 21H258V20H256ZM255 21V22H256ZM65 22V21H64ZM75 22V21H74ZM99 22V23H100ZM120 22H121V19H120ZM125 22H127V21H125ZM139 22V21H138ZM172 22V21H171ZM221 22V21H220ZM31 23V22H30ZM71 23V22H70ZM79 23V22H78ZM95 23H96V21H95ZM108 23V22H107ZM128 23V22H127ZM141 24H143L142 22H140ZM146 23V22H145ZM189 23L191 24V23H193V24H191V25H189ZM117 24V23H116ZM129 24H130V22H129ZM131 24H132V22H131ZM173 24V23H172ZM210 25H208V26H213V24H212V22L211 23H209ZM212 24V25H211ZM95 25V24H94ZM96 25H97V23H96ZM103 25V24H102ZM101 25V26H102ZM109 25V24H108ZM111 25V24H110ZM133 25V24H132ZM170 25V24H169ZM174 25V24H173ZM187 25H188V27L189 28H187ZM257 25V24H256ZM40 26V27H41ZM103 26H105V25H103ZM107 26V25H106ZM116 26V25H115ZM124 26V25H123ZM136 26V25H135ZM144 26H146V25H144ZM149 26V25H148ZM165 26H167V25H165ZM259 26V25H258ZM258 26H256V27H258ZM1 27V26H0ZM91 27H93V26H91ZM142 27H143V25H142ZM147 27V26H146ZM167 27H169V26H167ZM94 28V31H95V27H93ZM103 28V27H102ZM126 28H127V26H126ZM131 28H132V26H131ZM136 28V27H135ZM141 28V27H140ZM212 28V27H211ZM263 28V27H262ZM43 29V30H44ZM90 29V28H89ZM98 29V28H97ZM104 29V28H103ZM108 29V28H107ZM109 29H112V28H109ZM108 29V30H109ZM117 29V28H116ZM145 29V28H144ZM151 29V28H150ZM171 29V28H170ZM207 29H209V27L207 28ZM206 29V30H207ZM213 29V28H212ZM4 30V29H3ZM6 30V29H5ZM90 30H92V29H90ZM154 30V29H153ZM163 30V29H162ZM214 30V29H213ZM213 30H211V33H213ZM104 31H106V29L104 30ZM124 31H126V29L124 30ZM124 31H123V35H124ZM140 31H142V30H140ZM139 30H138V32H140ZM147 31V30H146ZM159 31H161V30H159ZM208 32H209V30H207ZM215 31V30H214ZM262 31V30H261ZM260 31V32H261ZM151 32V31H150ZM164 32V31H163ZM166 32V31H165ZM91 33V31H89V34ZM97 33H99V32H97ZM119 33V32H118ZM122 33V32H121ZM157 33V32H156ZM161 33V32H160ZM92 34V33H91ZM125 34H127L126 32H125ZM134 34V33H133ZM138 34V33H137ZM141 34V33H140ZM149 34H151V33H149ZM182 34V35H181ZM214 34V33H213ZM121 35V34H120ZM129 35H130V33H129ZM136 35V34H135ZM144 35V34H143ZM164 35V33H162V36ZM2 36V35H1ZM6 36V35H5ZM88 36V35H87ZM100 36V35H99ZM155 36V35H154ZM184 36H186V37H184ZM209 36V35H208ZM211 36V35H210ZM7 37V36H6ZM12 37V36H11ZM119 37V36H118ZM121 37V36H120ZM120 37L118 38V40L120 39ZM157 37V36H156ZM165 38V39H169V38ZM180 37H182L183 39H181L180 41H179V39H180ZM211 37H213V36H211ZM111 38H112V36H111ZM141 38V37H140ZM144 38V37H143ZM161 38V37H160ZM197 38V41H195V39ZM86 39V38H85ZM103 39V38H102ZM101 39V40H102ZM108 39V38H107ZM151 39V38H150ZM158 39V38H157ZM164 39V40H165ZM201 39V40H200ZM205 39V38H204ZM136 40V39H135ZM138 40V39H137ZM143 40V39H142ZM153 40H156V39H154L153 38ZM183 40V41H182ZM213 40V39H212ZM211 40V41H212ZM4 41V40H3ZM95 42H96V40H94ZM93 41V42H94ZM133 41V40H132ZM141 41V40H140ZM150 41V40H149ZM157 41V40H156ZM155 41V42H156ZM199 41V42H198ZM2 42V41H1ZM119 42H121V41H119ZM118 42V43H119ZM128 42V41H127ZM137 42H139V41H137ZM136 42V43H137ZM158 42V41H157ZM166 42V41H165ZM165 42H162V43H165ZM5 43V42H4ZM85 43V42H84ZM133 43V42H132ZM135 43V44H136ZM143 43V42H142ZM150 43H152V42H149V44ZM160 42H158L157 44H159ZM161 43V44H162ZM198 43V44H197ZM117 44V43H116ZM146 44V43H145ZM149 44L147 43V45H148V47H149ZM167 44V43H166ZM170 44V43H169ZM168 44V45H169ZM1 45V44H0ZM3 45V44H2ZM7 45V44H6ZM96 45V44H95ZM142 45V44H141ZM146 45V46H147ZM78 47H80V45H77ZM84 46H85V44H84ZM88 46V45H87ZM118 46V45H117ZM133 46V45H132ZM143 46H145V45H143ZM154 46H156V43L154 44ZM161 46H163V45H161ZM165 46V45H164ZM189 46V47H190ZM194 46H195V44H194ZM193 46V47H194ZM208 46V45H207ZM206 46V47H207ZM101 47V46H100ZM105 47V46H104ZM121 47H123L122 45H121ZM148 47H146V48H148ZM167 47H169V46H166V49H167ZM173 46H170V48H168V49H171ZM202 46H200V48H201ZM93 48H95V47H93ZM119 48H120V46H119ZM125 48H127V47H125ZM135 48V47H134ZM143 48V47H142ZM152 48H154V47H152ZM174 48H176V47H173V49ZM115 49H118V48H115ZM157 49H158V47H157ZM165 49V48H164ZM162 47H160L159 49H158V51L160 52V54H162V58L164 59L165 57V55L167 54V51H169V50H164ZM189 49H191V47L189 48ZM73 50V49H72ZM72 50H70V51H72ZM75 50V49H74ZM88 50H90V49H88ZM87 50V51H88ZM99 50V49H98ZM101 50V49H100ZM119 50V49H118ZM126 50V49H125ZM148 50V49H147ZM176 50V51H175ZM174 51H173V53H172V57H171V59L174 57V54H175V57H174V61H175V64L177 63V61H178V59L182 56V53H181V55H180V52L179 51H177V49H175ZM182 50H184V49H182ZM124 51V50H123ZM122 51V52H123ZM128 52H129V50H127ZM150 51V50H149ZM157 51V50H156ZM171 51V50H170ZM68 52V51H67ZM84 53H85V51H83ZM111 52V51H110ZM122 52L120 53V54H122ZM127 52V53H128ZM145 52V51H144ZM151 52V51H150ZM153 52H155V50L154 49H152V52L151 53H153ZM185 52V51H184ZM65 53V54H64ZM70 53V54H71ZM88 53V52H87ZM87 53H86V55H87ZM95 53V52H94ZM149 53V52H148ZM196 53H197V51H196ZM195 53V54H196ZM115 54V53H114ZM118 54V53H117ZM143 54V53H142ZM159 53H157V54H155L154 55V53L153 54H151L152 56H151V58L154 56V57H156V55H160ZM169 54H171L170 52H169ZM67 55H69V52L67 53ZM83 55V54H82ZM96 55V54H95ZM125 55H126V53H125ZM146 55V54H145ZM180 55V56H179ZM184 55H186V54H184ZM183 55V60H184V56ZM76 56V55H75ZM85 56V55H84ZM123 56H124V54H123ZM122 56V58H125V56L123 57ZM127 56V55H126ZM148 56V55H147ZM167 56V55H166ZM194 56V55H193ZM78 57H80V55L78 56ZM77 57V58H78ZM87 57V56H86ZM153 57V58H154ZM159 57H161V56H159ZM158 57V58H159ZM169 57V56H168ZM73 58V57H72ZM108 58H109V54H108ZM127 58V57H126ZM135 58V57H134ZM150 58V59H151ZM161 58V59H162ZM170 58V57H169ZM169 58H167V60H169ZM195 58V57H194ZM198 58H199V56H198ZM201 58V57H200ZM70 59V60H69ZM74 59V58H73ZM76 59V58H75ZM84 59V58H83ZM86 59V58H85ZM88 59V58H87ZM112 59V58H111ZM163 59H162V61H163ZM166 59V58H165ZM182 59H180L179 60V63L181 62V60ZM191 60V57L189 58H187L186 59V61L187 60ZM11 60V59H10ZM124 60V59H123ZM133 60H136V59H133ZM139 60V59H138ZM172 60V62L171 63H173L174 61ZM188 60V61H189ZM196 60H198V59H196ZM17 61V60H16ZM21 61V60H20ZM29 61V60H28ZM89 61V60H88ZM91 61V60H90ZM92 61H94V60H92ZM126 61V60H125ZM124 61V62H125ZM162 61L161 60H159V62H157L156 63V61H154L153 63H152V65H157V66H159L160 68L161 67H163L164 65H167V64H165L164 63V65H162V66H160L159 65V63L160 64H162ZM185 61V60H184ZM186 61H185V63H186ZM187 61V62H188ZM259 61V60H258ZM22 62V61H21ZM30 62V61H29ZM73 62H74V60H73ZM114 62V61H113ZM127 62H129V61H127ZM132 62V61H131ZM147 62H150V61H147ZM183 62V61H182ZM192 62H194V61H192ZM201 62V61H200ZM69 63V64H70ZM84 63V62H83ZM97 63V62H96ZM135 63V62H134ZM168 63H170V62H168ZM185 63H183V65H185ZM195 63V62H194ZM17 64V63H16ZM23 64V63H22ZM27 64V63H26ZM99 64V63H98ZM105 64V63H104ZM126 64V63H125ZM128 64H130V63H128ZM128 64H126V65H128ZM136 64V63H135ZM147 64V63H146ZM145 64V65H146ZM188 64H189V62H188ZM196 64V63H195ZM259 64V63H258ZM24 65V64H23ZM145 65H143V67L145 68ZM179 65H182L181 63L179 64ZM178 65V66H179ZM186 65H187V63H186ZM209 65V64H208ZM8 66V65H7ZM17 66V65H16ZM53 66V67H54ZM67 66V67H66ZM72 65H69V67H71ZM147 66V65H146ZM149 66V65H148ZM156 66V67H157ZM207 66V65H206ZM238 66V65H237ZM52 67V68H53ZM74 67V66H73ZM77 67V66H76ZM105 67V66H104ZM123 67V66H122ZM150 67V66H149ZM152 67V66H151ZM150 67V70L152 69ZM154 67V66H153ZM155 67V68H156ZM158 67V68H159ZM173 67H174V69L175 70H178V68L176 69V67H175V65H173L172 64V68L171 69H173ZM182 67V66H181ZM180 67V68H181ZM184 67V66H183ZM182 67V68H183ZM186 67V66H185ZM189 67H190V64H189ZM202 67V66H201ZM208 67V66H207ZM47 68V67H46ZM82 68V67H81ZM80 68V69H81ZM90 68V67H89ZM107 68V67H106ZM112 68V67H111ZM132 68V67H131ZM137 68H138V66H137ZM137 68H136V72H137ZM154 68V69H155ZM158 68H156V69H158ZM159 68V69H160ZM170 68V67H169ZM179 68V69H180ZM181 68V69H182ZM206 68V67H205ZM16 69V68H15ZM70 69V68H69ZM71 69H72V67H71ZM70 69V70H71ZM97 69V68H96ZM128 69V68H127ZM143 69V68H142ZM147 69V68H146ZM149 69V68H148ZM147 69V70H148ZM163 70L164 69H166L165 68V66H164V68H162ZM192 69H196V68H192ZM192 69H190V70H192ZM74 70V69H73ZM72 70V71H73ZM77 70V68H75V70H74V72ZM85 70V69H84ZM126 70V69H125ZM147 70L145 71V72H147ZM162 70V71H163ZM168 70V69H167ZM170 70V69H169ZM168 70V71H169ZM185 70H187V67L184 69L183 68V70L182 71H185ZM197 70V69H196ZM259 70V69H258ZM257 70V71H258ZM15 71V70H14ZM27 71V70H26ZM30 71V70H29ZM49 71V70H48ZM51 71V70H50ZM59 71V70H58ZM89 71V70H88ZM117 71V70H116ZM127 71V70H126ZM125 71V72H126ZM149 71V70H148ZM156 72L158 71V70H155ZM155 71H154V74H155ZM160 72V73H163V72ZM181 70H179L178 72H180ZM182 71L180 72V75L182 74ZM195 71V70H194ZM246 71V70H245ZM244 71V72H245ZM250 71H252V70H250ZM13 72V71H12ZM21 72V71H20ZM28 72V71H27ZM38 72V71H37ZM45 72V71H44ZM47 72V71H46ZM61 72V71H60ZM68 72H69V70H68ZM128 72H129V70H128ZM159 72V71H158ZM187 72H189V71H187ZM242 72V71H241ZM16 73V72H15ZM66 73V72H65ZM64 73V74H65ZM71 72H69L68 74H70ZM92 73V72H91ZM123 73H124V71H123ZM144 73V72H143ZM173 73V72H172ZM184 73H186V72H184ZM255 72H254V70H253V74H254ZM259 72H257V74H258ZM17 74V73H16ZM49 74V73H48ZM61 74H62V72H61ZM75 74V73H74ZM113 74V73H112ZM117 74V73H116ZM128 74V73H127ZM134 74V73H133ZM174 74V73H173ZM175 74H177V71L175 72ZM174 74V75H175ZM179 74V73H178ZM192 74V73H191ZM240 74V73H239ZM248 74H249V72H248ZM37 75H39V74H37ZM41 75V74H40ZM51 75V74H50ZM54 75H55V73H54ZM63 75V74H62ZM73 75V74H72ZM132 75V74H131ZM152 75V74H151ZM157 75V74H156ZM161 75V74H160ZM159 75V76H160ZM167 75H168V73H167ZM171 75V74H170ZM183 76H185L184 74H182ZM210 75V74H209ZM220 75V74H219ZM237 75V74H236ZM57 76V75H56ZM67 76V75H66ZM133 76V75H132ZM159 76L157 77V78H159ZM162 77H163V75H161ZM160 76V77H161ZM166 76V75H165ZM172 76V75H171ZM176 76V78H177V75H175ZM188 76V75H187ZM190 76V75H189ZM195 76V75H194ZM207 76V75H206ZM232 76V75H231ZM242 76V75H241ZM248 76V75H247ZM29 77V76H28ZM93 77H95V74H94V76ZM112 77V76H111ZM141 77H142V75H141ZM150 77V76H149ZM153 77H155L156 78V76H152V80H153ZM167 77H169V76H167ZM166 77V78H167ZM193 77V76H192ZM214 77H215V75H214ZM220 77V76H219ZM222 77V76H221ZM220 77V78H221ZM235 77V76H234ZM255 77H257V76H255ZM261 77V76H260ZM26 78H27V76H26ZM57 78H59V76H57ZM65 78V77H64ZM70 78V77H69ZM129 78V77H128ZM139 78V77H138ZM143 78V77H142ZM154 78V79H155ZM157 78L155 79V80H153L152 82H153V84L156 82L157 83ZM163 78H165V77H163ZM163 78H162V80H163ZM173 78V77H172ZM175 78V77H174ZM173 78V79H174ZM202 79H203V77H201ZM216 78V77H215ZM224 78V77H223ZM236 78V77H235ZM262 78H263V76H262ZM261 78V79H262ZM53 79V78H52ZM56 79V78H55ZM55 79H53V80H55ZM96 79V78H95ZM194 79H195V77H194ZM242 80H241V82L244 80V78L242 77L241 78ZM246 79V78H245ZM261 79H259V80H261ZM45 80V79H44ZM44 80H43V82H42V85L43 84H45L44 83ZM60 80V79H59ZM65 80V79H64ZM76 80H80V79H76ZM82 80V79H81ZM91 80V79H90ZM161 80V81H162ZM167 81L168 80H170V79H166ZM211 81H212V79H210ZM209 80V81H210ZM219 80V79H218ZM232 80V79H231ZM239 80V79H238ZM237 80V81H238ZM247 80V79H246ZM249 80V79H248ZM247 80V81H248ZM253 80V79H252ZM254 80H255V78H254ZM253 80V83L251 82L250 84H252V86H253V84H254V82L255 81H258L259 82V80H258V78H257V80H255L254 81ZM49 81V80H48ZM52 81V80H51ZM161 81H158L159 83H157V85L159 84L160 86H161V84L162 85H164V83L165 82H161ZM264 81V80H263ZM38 82H40L39 80H38ZM41 82H40V84H41ZM50 82V81H49ZM48 82V83H49ZM68 82V81H67ZM66 82V83H67ZM70 82H73V81H71L70 80ZM69 82V83H70ZM86 82V81H85ZM145 81H143V83H144ZM150 82V81H149ZM160 82H161V84H160ZM169 82H171V80L169 81ZM36 83V82H35ZM68 83V84H69ZM74 83V82H73ZM83 83V82H82ZM168 83V82H167ZM210 83V82H209ZM219 83H220V81H219ZM237 83H239V82H237ZM244 83V85H246V81H244L243 82ZM243 83H241V85L243 84ZM260 83V82H259ZM258 83V84H259ZM18 84V83H17ZM110 84V83H109ZM130 84H132V82L130 83ZM130 84L128 85V86H130ZM139 84V83H138ZM141 84V83H140ZM200 84V83H199ZM204 84V83H203ZM222 84V83H221ZM248 84V83H247ZM256 84V83H255ZM254 84V85H255ZM24 85V84H23ZM46 85V84H45ZM63 85V84H62ZM90 85V84H89ZM142 85V84H141ZM149 85H152V83L151 84H149ZM168 86H169V84H167ZM174 85V84H173ZM206 85V84H205ZM240 84H239V87L241 86ZM260 85H261V83H260ZM263 85L264 84H262L261 86H259V88L257 87V88H254L255 86H253V89H259V90H255V91H259L258 93L257 92H254V93H251V94H254L253 95V97L252 96H250L249 94V97H247V99L244 101V102H242V100L240 99V102H238V101H234L233 102V100H231V99H229L228 98V103L226 104V105H228V107L230 106V108H228L227 107V110H225L226 111V113L228 112V109L230 110L231 109V111H232V109H233V107H235L233 110L235 111V110H237L238 108H243V110H242V113L241 114H233V113H231V112H229V113H227L226 115L224 114L223 115V111H222V114L221 113H219V114H216L217 112H218V109H220V108H218V104H217V106H216V104H214L218 109H216L215 107H213V106H211L213 109H208V111H205V107L206 106H208V105H206V103H204L203 101H199V102H202L201 104H203L204 103V105L205 106H202L201 105V107H199L198 105V107H199V109L200 110H202L203 112H201L200 114H198V115H196L197 113L196 112H194L193 114H195L196 116L193 118V120H192V116H191V119H187V127H185L184 128V131H183V135H182V133H181V129L179 130L178 128H181V127H179L178 125H179V122H181L180 120L178 121V117H176V120H177V122L175 121V117L169 112V111H172L171 109L172 108H170L171 107V105L175 108V106H181V105H175V104H173L174 102V100L170 103V102H168V101H166V100H164V101H166V103L168 104L167 105V108H166V105H165V102L164 101H162V100H158V102H160V101H162V103L164 104H162L161 102V104L159 103L158 104V102H155V104H153V105H156L155 107H156V109H159L158 111H160V116H159V119H161V120H158L157 118H156V120H155V124H156V122L158 121V123H161L160 125L163 127V130H167L168 129V134H169V132H170V128H171V131L172 132H174L175 131V133L176 134H178V135H176V136H173V138H174V142H173V144L177 147L176 149L178 150H181V154H180V157L179 158H177L178 156L177 155H175V156H177V157H172V158H170L169 157V161H171L170 163H174V164H180V163H182V165H185V163L188 165L187 167H189L190 166V164L193 162V160L191 161V159L190 158H188V156L190 155V157L192 156L190 153L192 152L191 150H193L194 149V147L193 148H191L190 149V146H187V147H182V145H184V143L186 142H184V140H185V138H186V136H188L189 137V140H190V144H192L191 143V141L193 140V134L195 133V127L196 126H194L193 125V123L196 121V122H198V124H199V122L201 123V120H200V118H201V115L202 114H204L205 112L206 113H208L209 111L210 112H212V111H214L213 113H214V115H216V117L215 116H213V113H210V114H212V115H210V116H213L214 118H212L211 117V120H209L207 117L209 116H205V115H203L205 118H207L208 119V121H212V120H216V123H212V125H210V123L211 122H209V128L207 127V129L205 128V129H203V130H205V131H209V132H213L216 128H214L213 127V125H217L218 126V124H219V126L221 127V126H223V127H226V121H229V120H225L226 118L227 119H232V121H231V124L233 123V119H234V121L235 120H237V121H235V123L233 124V129H230V130H227L226 129V131H224V129H223V127H221L222 129H220L219 130V128H218V132L216 131V132H214L213 134V136L211 135V134H209V135H211L212 136V138H211V140H212V151L211 152H213V153H211L209 150L207 151V153L205 154V156L204 155H202V156H204V158H205V164H206V166H205V164L203 163V160L201 161L202 163H200L201 165H199V161L196 163V161H197V159H196V161L194 162L195 163V165H194V169H191L192 168V166H190V170H191V175L190 176H193V177H195V174H193L192 175V173H194V171L195 170H197L196 172H198L199 171V173H200V170H201V167L200 166H205L206 167V173L208 172V170H207V166H209V164H210V166H209V168H211V169H209V170H211L210 172H208V174H206L205 173V177H204V179H203V181L204 180H207L209 183H212V181H217V180H219V182H220V187L222 188V190L224 189V190H227V189H230L231 190V184H235L234 185V187H232V189H233V192H232V195H234V198L235 199H233V201L235 200V203H233V207L231 208L232 209V211L234 210V214H235V216H238L239 217V219L242 217V220H243V218H245V220H244V222L241 224V227L242 228H244L243 226H245V228L246 229H244V230H247L245 233H243V230L241 231V229H239V232L241 233V235H246L250 240H251V243H249V247L247 248V249H250V250H248L247 251V249H244V251L243 252H246V253H248V254H250V255H253V257H252V259L254 258V260L255 261H257V262H260V260H262V261H264L263 259H264V146H262V145H259L260 144V140H258L259 141V144H255L256 146H250V148H252V150L250 151V153H247L246 152V154L247 155H245L244 154V147L246 146V144L248 145V143L250 144L251 142H252V140L253 139H255V137H258V135L257 134H255V131L257 130V128H258V125H259V123L260 122H262V124L264 123V87H263ZM60 86V85H59ZM66 86V85H65ZM69 86V85H68ZM73 86V85H72ZM80 86V85H79ZM88 86V85H87ZM153 86V85H152ZM154 86H155V84H154ZM178 86V85H177ZM179 86H181V85H179ZM221 86V85H220ZM231 86V85H230ZM236 86H237V84H236ZM256 86H257V84H256ZM19 87V86H18ZM75 87V86H74ZM91 87H92V85H91ZM90 87V88H91ZM132 87V86H131ZM131 87H129V89L131 88ZM155 87H157V86H155ZM159 87V86H158ZM162 88H163V86H161ZM161 87H159V89L161 88ZM166 87V85H164V88L162 89L163 91L161 92L162 94H164L165 93V95H163V96H168V93L167 92H169V88L167 87V88H165ZM170 87V86H169ZM248 87H250V85H246V87H244V88H246V89H248L249 90V88ZM263 87V89H260V88H262ZM61 88V87H60ZM69 88V87H68ZM80 88V87H79ZM82 88H84V87H82ZM81 88V89H82ZM88 88V87H87ZM115 88V87H114ZM141 88V87H140ZM202 88V87H201ZM204 88V87H203ZM231 88V87H230ZM229 88V89H230ZM237 88H238V86H237ZM241 88V87H240ZM239 88V90L237 91V92H239V95L238 96H242V95H240V90H242V88L240 89ZM62 90H63V87L61 88ZM71 89V88H70ZM75 89V88H74ZM80 89V90H81ZM86 89V88H85ZM85 89H83V90H85ZM128 89V88H127ZM153 89V88H152ZM155 89V88H154ZM165 89H167V91L165 90ZM193 89V88H192ZM208 89H210V88H208ZM220 89H221V87H220ZM219 89V90H220ZM234 89H235V86H234ZM234 89H232V90H234ZM252 89V90H253ZM65 90V89H64ZM88 90V89H87ZM108 90V89H107ZM117 90V89H116ZM149 90H150V88H149ZM158 90V89H157ZM161 90V89H160ZM165 90V91H164ZM194 90H196V89H194ZM204 90H206V89H204ZM231 90V89H230ZM229 90V91H230ZM251 90V89H250ZM261 90H263V91H261ZM66 91H69V89L67 90L66 89ZM75 91H79L78 89L77 90H75ZM109 91V90H108ZM111 91V90H110ZM118 91V90H117ZM117 91H116V93H117ZM127 91V90H126ZM145 91V90H144ZM171 91H172V89H171ZM170 91V92H171ZM198 91V90H197ZM210 91V90H209ZM243 91V90H242ZM83 92H86V91H83ZM107 92V91H106ZM113 92V91H112ZM120 91H118V93H119ZM123 92V91H122ZM130 92H132V91H130ZM143 92V91H142ZM152 92V91H151ZM156 91H153L152 93H155ZM158 92V91H157ZM164 92V93H163ZM187 92H188V90H187ZM190 92V94H191V91H189ZM226 92V91H225ZM228 92V91H227ZM68 93V92H67ZM69 93H70V91H69ZM82 93V92H81ZM89 92H87V94H88ZM133 93V92H132ZM145 93H147L146 91H145ZM145 93H144V95H145ZM174 93V92H173ZM172 93V94H173ZM184 93H185V91H184ZM194 92H192V94H193ZM198 93V92H197ZM200 93V92H199ZM231 93V92H230ZM233 93H234V91H233ZM257 93V94H256ZM55 94H56V92H55ZM58 94V93H57ZM76 94H78L79 95V93L78 92H76L75 93V95ZM83 94V93H82ZM82 94H81V96H82ZM86 94V93H85ZM85 94H83V95H85ZM90 94V93H89ZM94 94H95V92H94ZM97 94V93H96ZM156 94V93H155ZM158 94H160V91H159V93ZM167 94V95H166ZM206 94V93H205ZM210 94V93H209ZM218 94V93H217ZM221 94H225V93H222L221 92ZM236 94V93H235ZM243 94H244V92H243ZM245 94H247V92L245 91ZM104 95V94H103ZM120 95H121V93L119 94V96H118V98H116L115 97V99H118L119 100V104H120V102H121V97H120ZM122 95L124 96V94L122 93ZM126 95V94H125ZM150 95V93H147V99L149 98L150 100H151V98L150 97H148ZM152 95V94H151ZM157 95V94H156ZM161 95V94H160ZM196 95V94H195ZM199 95H201V93L199 94ZM213 95H215V94H213ZM229 95V94H228ZM237 95V94H236ZM248 95H246V96H248ZM55 96V95H54ZM61 96V95H60ZM80 96V95H79ZM80 96V97H81ZM105 96L106 97H104V96H101V98H99V99H102L103 97L104 98H107V96H108V98H110V96H109V93H108V95L107 94H105ZM126 96H129V94L128 95H126ZM154 96V95H153ZM152 96V100L151 101H153V98L155 99L156 97H153ZM159 96V95H158ZM162 96V95H161ZM160 96V97H161ZM162 96V97H163ZM175 96V95H174ZM230 96H232V95H230ZM237 96V97H238ZM245 96V97H246ZM56 97V96H55ZM67 97V96H66ZM73 97V96H72ZM78 97V96H77ZM84 96H82V98H83ZM88 97H90V96H88ZM112 97V96H111ZM161 97V98H162ZM179 97V96H178ZM195 96H193L192 98H194ZM201 97V96H200ZM210 97V96H209ZM217 97V96H216ZM232 97H234V96H232ZM244 97V96H243ZM85 98V97H84ZM93 98H95V96L93 97ZM98 98V97H97ZM103 98V99H104ZM113 98V97H112ZM123 99L124 98H126V97H122ZM129 98H130V96H129ZM182 98V97H181ZM180 98V99H181ZM184 98V97H183ZM189 99L191 98V97H188ZM190 99V100H192V103H193V99ZM203 98V97H202ZM201 98V99H202ZM219 98V97H218ZM218 98H216V99H218ZM239 98V97H238ZM242 98V97H241ZM52 99V98H51ZM54 99V98H53ZM76 98H74V100L73 101H75V102H77V100H79L80 98H77V100H75ZM102 99V100H103ZM115 99H113V100H115ZM128 99V98H127ZM146 99V100H147ZM186 99V98H185ZM195 99V98H194ZM200 98H199V100H201ZM215 99V100H216ZM235 99V98H234ZM237 99V98H236ZM83 100V99H82ZM89 100V99H88ZM92 100V99H91ZM142 100V99H141ZM140 100V101H141ZM183 100V99H182ZM187 100V99H186ZM184 101V103L185 102H188V101ZM189 100V101H190ZM197 100V99H196ZM220 100H221V97H220ZM67 101V100H66ZM72 101V102H73ZM80 101V100H79ZM103 101H105V99L103 100ZM109 101H111V99H109ZM109 101H107L108 103H109ZM116 101V100H115ZM114 101V102H115ZM124 101V100H123ZM181 101V100H180ZM198 101V100H197ZM221 101H223V100H221ZM80 102H82V101H80ZM89 103H90V101H88ZM87 102V103H88ZM106 101H105V103H107ZM125 102V101H124ZM124 102H123V104H124ZM132 102V101H131ZM194 104H196L197 102L194 100ZM206 102V101H205ZM209 102H212V100L210 101L209 100ZM70 103H71V101H70ZM93 103V102H92ZM99 103H101V102H99ZM108 103L107 104H105L106 106H108ZM112 103V102H111ZM139 103V102H138ZM175 103H177V102H175ZM182 103V102H181ZM183 103V106L184 105H186V104H184ZM192 103H191V105H192ZM212 103H215L214 101L212 102ZM66 104V103H65ZM95 104H97L96 102H95ZM104 103H102V106H104L103 105ZM117 104H118V102H117ZM117 104H116V106L115 107H117ZM126 104V103H125ZM149 104H151V103H149ZM171 104V105H170ZM178 104H179V102H178ZM199 104V103H198ZM52 105V104H51ZM68 105V104H67ZM71 105V104H70ZM80 105V104H79ZM88 105H90V104H88ZM110 105V104H109ZM113 105V104H112ZM145 105H147V103L145 104ZM152 105V104H151ZM189 105H190V103H189ZM190 105V106H191ZM211 105V104H210ZM56 104H55V108H56ZM63 106V105H62ZM75 106L76 105H74V107H73V109L75 108ZM95 105H93V107H94ZM128 106H129V104H128ZM196 106V105H195ZM195 106L193 107V105H192V107L195 109ZM64 107V106H63ZM66 107V106H65ZM65 107L63 108V110L65 109ZM76 107H78V106H76ZM83 107V105H81V108ZM88 107V106H87ZM91 106H89L88 107V109L90 108ZM90 108L91 109V112H92V109H94V111H96V108ZM98 107V106H97ZM110 107V106H109ZM114 107V106H113ZM114 107V109L116 110L117 108H115ZM130 107H131V105H130ZM144 107V106H143ZM149 106L147 105V108H148ZM151 107V106H150ZM153 107V106H152ZM169 107V108H168ZM197 107V108H198ZM208 107H210V106H208ZM224 107V106H223ZM226 107V106H225ZM100 108H101V106H100ZM103 108V107H102ZM104 108H106V107H104ZM111 108L112 107H110V111L109 112H111ZM122 108V111H119L121 114L123 113V111H125V108H128V107H126V105H123V107H121ZM121 108H119L120 110H121ZM154 108V107H153ZM153 108H152V110L151 111H153ZM183 108V107H182ZM186 108H188V109H190V110H187V111H191L192 109H191V107H188V104H187V106H186ZM185 108V109H186ZM205 108V109H204ZM62 109V108H61ZM67 109H72V108H70V107H68ZM64 110V112L65 111H68V110ZM83 109H85L84 107H83ZM83 109H81V110H83ZM89 109V110H90ZM113 109V108H112ZM130 108H128V110H129ZM132 109V108H131ZM135 109H136V107H135ZM144 109V108H143ZM155 108H154V110H156ZM168 109V110H167ZM170 109V110H169ZM263 109V110H262ZM46 110V109H45ZM76 110V109H75ZM80 110V109H79ZM80 110V111H81ZM87 110V109H86ZM97 110H98V108H97ZM102 110H104V111H106L107 110V112H108V108L107 109H102ZM114 110V111H115ZM181 110V109H180ZM184 110V109H183ZM200 110H198V111H200ZM207 110V109H206ZM215 110H216V112H215ZM222 110V109H221ZM261 110V111H260ZM50 110H48V112H49ZM62 111V110H61ZM79 111V112H80ZM84 111V110H83ZM88 111V110H87ZM99 112L96 114V116H95V114H94V116L95 117H97V115L98 116H100L99 114H100V112H102V111H100V109L98 110ZM118 111V110H117ZM129 111H131V110H129ZM150 111V112H151ZM186 111V110H185ZM185 111H183V113H181V116L182 115H184L183 116V118L184 117H186L185 115ZM197 111V110H196ZM197 111V112H198ZM233 111V112H234ZM51 112V111H50ZM69 112V111H68ZM75 112V111H74ZM78 112V109H77V113H79ZM82 112V111H81ZM88 112H90V111H88ZM108 112V113H109ZM113 112V111H112ZM144 112V111H143ZM142 112V113H143ZM148 112V111H147ZM154 112V111H153ZM157 111H155V113H156ZM181 112H182V110H181ZM192 112H193V110H192ZM237 111H235V113H236ZM105 113V112H104ZM104 113H101V114H104ZM108 113H107V115H108ZM116 113V112H115ZM114 112L113 113H111L112 115L114 114V115H116ZM125 113H126V111H125ZM146 113V112H145ZM173 113V112H172ZM176 113H177V111H176ZM186 113H188V112H186ZM191 113V112H190ZM205 113V114H206ZM74 114V113H73ZM72 114V115H73ZM88 114V113H87ZM92 114V113H91ZM120 114V115H121ZM126 114H129L128 113V111H127V113ZM151 114H152V112H151ZM151 114H147V115H151ZM189 114V113H188ZM64 116H65V114H63ZM68 115V114H67ZM71 115V114H70ZM84 115V114H83ZM106 115V114H105ZM113 115V116H114ZM119 115V114H118ZM130 115V114H129ZM135 115V114H134ZM141 115V114H140ZM139 115V117L140 118H137V119H142L143 117H141ZM146 115V117H150V116H147ZM177 115H178V113H177ZM176 115V116H177ZM190 115H192V114H190ZM190 115H188V117L190 116ZM207 115V114H206ZM32 116V115H31ZM77 116V115H76ZM79 116V115H78ZM124 116H127V115H123V118H124ZM138 116V115H137ZM210 116H209V118H210ZM239 116V117H238ZM44 117V116H43ZM48 117V116H47ZM53 117V116H52ZM66 118L68 117V116H65ZM71 117V116H70ZM90 117V116H89ZM88 117V118H89ZM115 117H117V116H115ZM113 118L112 117V119H116V118ZM120 117V116H119ZM152 117V116H151ZM171 117V118H170ZM108 118V117H107ZM107 118H105V119H107ZM121 118H122V115H121ZM128 118V117H127ZM166 118V119H165ZM180 118V117H179ZM182 118V119H183ZM205 118H203V119H205ZM41 119V118H40ZM60 119V118H59ZM68 119H69V117H68ZM72 119V118H71ZM70 119V120H71ZM93 119H95L94 117H93ZM98 119H100V118H98ZM97 119V120H98ZM109 119V118H108ZM120 119V118H119ZM125 119H126V117H125ZM136 119V120H137ZM144 119H145V117H144ZM186 119V118H185ZM185 119H183V121H185ZM101 120V119H100ZM102 120H103V118H102ZM130 118L128 119V120H126L127 122L129 121V123H130ZM258 120V122L259 123H257L256 121ZM259 120H261V121H259ZM263 120V121H262ZM65 121V120H64ZM69 121V120H68ZM77 121V120H76ZM87 121V120H86ZM86 121H83V122H86ZM94 121V120H93ZM108 121H110V120H108ZM113 121V120H112ZM111 121V122H112ZM135 120H132V122H134ZM149 121V120H148ZM148 121H146V122H148ZM150 121L152 122V121H154V119L153 120H151L150 119ZM149 121V122H150ZM182 121V123H180V124H183V126H186V124H185V122H183ZM230 121L228 122V123H230ZM71 122V121H70ZM89 122V121H88ZM94 122H97V121H94ZM98 122H99V120H98ZM97 122V123H98ZM117 122V121H116ZM136 122V121H135ZM146 122H144L145 124H143V122L142 123H140V122H137V123H140V124H142V126H143V128L146 126V125H148L149 126V123H147L146 124ZM150 122V123H151ZM175 122H176V124H175ZM195 122V123H196ZM256 122V123H255ZM67 124H68V122H66ZM81 123V122H80ZM90 123H91V121H90ZM154 123V122H153ZM194 123V124H195ZM203 123H206L205 121L203 122ZM69 124H71V123H69ZM74 124V123H73ZM83 124V123H82ZM89 124V123H88ZM134 126H135V124L134 123H132ZM131 124V125H132ZM170 124V125H169ZM185 124V125H184ZM197 124V125H198ZM208 124V123H207ZM207 124H205V125H207ZM231 124H228V126H230ZM61 125H62V123H61ZM77 125H78V123H77ZM90 125V124H89ZM98 125V124H97ZM105 125V124H104ZM114 125V124H113ZM112 125V126H113ZM189 125H191L190 127H189ZM200 125H202V123L200 124ZM199 125V126H200ZM204 125V126H205ZM51 126V125H50ZM57 126V125H56ZM78 126H80V125H78ZM109 126V125H108ZM139 126V125H138ZM150 126H154V125H150ZM169 126H171V127H169ZM178 126V127H177ZM182 126V127H183ZM216 126V127H217ZM45 127V126H44ZM52 127V126H51ZM62 127V126H61ZM85 127V126H84ZM99 127V126H98ZM157 127V126H156ZM155 126H154V129L156 130L157 128H156ZM161 127V128H162ZM176 127H177V129H176ZM201 127V126H200ZM230 127H232V126H230ZM230 127H228V128H230ZM46 128H48V127H46ZM53 128V127H52ZM67 128V127H66ZM70 128V127H69ZM68 128V129H69ZM76 128V127H75ZM110 128V127H109ZM137 128V127H136ZM199 128V127H198ZM197 128V129H198ZM261 128V127H260ZM262 128H264V127H262ZM41 129H43L42 128V126H41ZM63 129H64V127H63ZM74 129V128H73ZM82 129H83V127H82ZM100 130L102 129V131H103V128H99ZM98 129V130H99ZM154 129H153V131H154ZM174 131H173V130ZM80 130V129H79ZM85 130V129H84ZM107 130V129H106ZM119 130V129H118ZM158 130V129H157ZM176 130L177 131H179L180 132V134L183 136V139L181 140V136H180V138H178V139H176L177 138V136L179 137V132H176ZM37 131V130H36ZM48 131V130H47ZM54 131V130H53ZM52 131V132H53ZM72 131V130H71ZM96 130H94V132H95ZM145 131L147 132L148 130H146L145 129ZM59 132V131H58ZM70 132V131H69ZM93 132V133H94ZM135 132V131H134ZM161 132V131H160ZM164 133V135L166 134L165 133V131H163ZM171 132V133H172ZM185 132V133H184ZM256 132H260V131H256ZM263 132V131H262ZM42 133H44V132H42ZM60 133V132H59ZM71 133V132H70ZM93 133H92V135H93ZM141 133H143V132H141ZM158 133V132H157ZM197 133V132H196ZM196 133H195V135H196ZM199 133H200V131H199ZM199 133H198V135H199ZM206 133V135L208 136V134H207V132H205ZM204 133V134H205ZM66 134V133H65ZM68 134V133H67ZM76 134V133H75ZM82 134V133H81ZM84 134H87V133H84ZM95 134V133H94ZM110 134V133H109ZM138 134V133H137ZM163 134H162V137L160 136V134H158L159 135V137L160 138H164L163 137ZM167 134V135H168ZM173 134V133H172ZM203 134V133H202ZM201 133H200V135L201 136H203ZM49 135V134H48ZM106 135V134H105ZM104 135V136H105ZM128 135V134H127ZM157 135V134H156ZM166 135V136H167ZM174 135V134H173ZM195 135H194V137H195ZM218 135H220V136H218ZM257 135V136H256ZM262 137H264L263 135H262V133L260 134ZM40 136V135H39ZM80 136H82V135H80ZM97 136V135H96ZM132 136V135H131ZM136 136V135H135ZM147 136H148V134H147ZM171 136V135H170ZM207 136H204V137H207ZM211 136H208V138L209 137H211ZM261 136H259V137H261ZM38 137V136H37ZM49 137V136H48ZM56 137V136H55ZM54 137V138H55ZM64 137H66V136H64ZM63 137V138H64ZM71 137V136H70ZM84 137V136H83ZM133 137V136H132ZM149 137V136H148ZM158 137V138H159ZM176 137V138H175ZM261 137V138H262ZM50 138V137H49ZM67 138V137H66ZM79 138V137H78ZM105 138V137H104ZM125 138V137H124ZM151 138V137H150ZM167 138H168V136H167ZM167 138H166V140H167ZM198 138H200V137H198ZM37 139H41V138H37ZM57 140H58V138H56ZM93 139H94V137H93ZM171 139V138H170ZM205 139V138H204ZM264 139V138H263ZM44 140V139H43ZM46 140V139H45ZM44 140V141H45ZM67 140V139H66ZM75 140V139H74ZM86 140V139H85ZM89 140V139H88ZM105 140V139H104ZM200 140H202V138L200 139ZM209 140H210V138H209ZM257 139H255V140H253V141H256ZM99 141H101V140H99ZM194 141H198V142H200L199 140H197V139H195ZM257 141V142H258ZM264 141V140H263ZM262 141V142H263ZM50 142V141H49ZM67 142V141H66ZM77 142V141H76ZM102 142V141H101ZM122 142V141H121ZM151 142H155V141H151ZM204 142V141H203ZM206 142V141H205ZM32 143V142H31ZM34 143H36V142H34ZM39 143V142H38ZM42 143V142H41ZM56 143V142H55ZM64 143V142H63ZM90 143V142H89ZM127 143V142H126ZM179 143H181V145L179 144ZM211 143V142H210ZM252 143H255V142H252ZM65 144V143H64ZM100 144V143H99ZM118 144V143H117ZM125 144V143H124ZM135 144V143H134ZM152 144V143H151ZM157 144V143H156ZM199 144V143H198ZM203 144V143H202ZM205 144V143H204ZM208 144V143H207ZM206 144V145H207ZM36 145H38V144H36ZM40 145V144H39ZM38 145V146H39ZM47 144H42V147L43 146H46ZM50 145V144H49ZM52 145V144H51ZM59 145H61V144H59ZM67 145V144H66ZM122 145H123V143H122ZM130 145V144H129ZM136 145V144H135ZM145 145V144H144ZM154 145H155V143H154ZM159 145V144H158ZM179 147H178V146ZM193 145V144H192ZM200 145H201V143H200ZM252 145V144H251ZM30 146V145H29ZM64 146V145H63ZM78 146V145H77ZM121 146V145H120ZM132 146V145H131ZM137 146H138V144H137ZM136 146V147H137ZM152 146H153V144H152ZM195 146H198V145H196V142H195ZM33 147H35V144L33 145ZM40 147V146H39ZM39 147H37V148H39ZM50 147V146H49ZM57 147V146H56ZM89 147V146H88ZM117 147V146H116ZM135 147V148H136ZM151 147V146H150ZM158 147V146H157ZM162 147H163V145H162ZM205 145H203V149H205ZM210 147V146H209ZM248 147V146H247ZM27 148H29V147H27ZM36 148V147H35ZM37 148H36V150H37ZM59 148V147H58ZM131 148V147H130ZM144 148V147H143ZM169 149H170V146L168 147ZM173 148H175L174 146L172 147L171 146V149H173ZM23 149H25V148H23ZM22 149V150H23ZM30 149V148H29ZM42 149V148H41ZM69 149H70V147H69ZM81 149V148H80ZM108 149V148H107ZM118 149V148H117ZM122 149V148H121ZM150 149V148H149ZM166 149V147H164L163 148V150H165ZM169 149H168V151H169ZM196 149V148H195ZM194 149V150H195ZM200 149V148H199ZM201 149H202V147H201ZM31 150V149H30ZM29 150V151H30ZM44 150V149H43ZM71 150V149H70ZM160 150L162 151V149L160 148ZM178 150V151H179ZM198 150V149H197ZM206 150V149H205ZM214 150V151H213ZM248 150V149H247ZM246 150V151H247ZM122 151V150H121ZM157 151V150H156ZM161 151H159V153L161 152ZM166 151H167V149H166ZM172 151V150H171ZM177 151V152H178ZM201 151H203V150H201ZM201 151H199L198 150V152H201ZM30 152H32V151H30ZM37 152V151H36ZM38 152H42V150L41 151H39L38 150ZM44 152V151H43ZM43 152H42V154H43ZM48 152H50V151H48ZM54 152V151H53ZM72 152V151H71ZM99 152V151H98ZM128 152V151H127ZM135 152V151H134ZM134 152H132V154L134 153ZM142 152V151H141ZM173 152V155H174V150L172 151ZM197 152V154H195V155H197V157L196 158H198V156H199V154L200 153H198ZM204 152H206V151H204ZM12 153V152H11ZM27 153H28V151H27ZM44 153H46V151L44 152ZM55 153V152H54ZM84 153H85V150H84ZM83 153V154H84ZM131 153V152H130ZM150 153V152H149ZM158 153V154H159ZM162 153H163V151H162ZM165 153V152H164ZM167 153L168 152H166L165 154H166V156L168 157V155H167ZM169 153H170V151H169ZM168 153V154H169ZM194 153V152H193ZM210 153L212 154L211 156H210ZM35 154V153H34ZM39 154V153H38ZM41 153H40V155H42ZM61 154V153H60ZM60 154H57L58 156L60 155ZM71 154V153H70ZM73 154H75V153H73ZM103 154V153H102ZM119 154V153H118ZM124 154V153H123ZM138 154H139V151H138ZM175 154H176V152H175ZM178 155H179V153H177ZM25 155H26V153H25ZM30 155V154H29ZM49 155V154H48ZM55 156H56V153L54 154ZM67 155V154H66ZM91 155V154H90ZM129 155V154H128ZM127 155V156H128ZM145 155V154H144ZM147 155H148V151H147ZM170 155V154H169ZM172 155V156H173ZM28 156V155H27ZM47 156V155H46ZM84 156V155H83ZM116 156V155H115ZM124 156V155H123ZM140 156H142V155H140ZM146 156V155H145ZM158 156V155H157ZM161 156H162V154H161ZM263 156V157H262ZM101 157V156H100ZM164 157H165V155H164ZM193 157H194V154H193ZM27 158V157H26ZM40 158V157H39ZM38 158V159H39ZM50 158V157H49ZM115 158V157H114ZM122 158V157H121ZM120 157H119V159H121ZM131 158V157H130ZM152 158V157H151ZM154 159H155V157H153ZM174 158V159H173ZM192 158V157H191ZM263 158V159H262ZM33 159V158H32ZM41 159V158H40ZM47 159V158H46ZM58 159H59V157H58ZM75 159V158H74ZM84 159V158H83ZM96 159V158H95ZM195 159V158H194ZM7 160V159H6ZM26 160V159H25ZM29 160H30V156H29ZM28 160V161H29ZM37 160V159H36ZM65 160V159H64ZM80 160V159H79ZM100 160V159H99ZM167 160V159H166ZM191 162H190V161ZM21 161H23L24 162V160L22 159ZM40 161H42V160H40ZM54 161V160H53ZM62 161V160H61ZM77 161H78V158H77ZM87 161V160H86ZM159 161V160H158ZM185 161V162H184ZM27 162V161H26ZM36 162V161H35ZM34 162V163H35ZM69 162V161H68ZM136 162V161H135ZM146 162H148V161H146ZM31 164H32V162H30ZM33 163V164H34ZM37 163H39V162H37ZM43 163V162H42ZM100 163V162H99ZM108 163V162H107ZM159 163V162H158ZM157 163V164H158ZM2 164H3V162H2ZM24 165L26 164L25 162L23 163ZM28 164V163H27ZM48 164H50V163H48ZM52 164V163H51ZM50 164V165H51ZM60 164V163H59ZM69 164H72V163H69ZM74 164V163H73ZM72 164V165H73ZM102 164V163H101ZM104 164V163H103ZM116 164V163H115ZM11 165V164H10ZM23 165V166H24ZM87 165H88V163H87ZM90 165V164H89ZM110 165V164H109ZM159 165V164H158ZM157 165V166H158ZM192 165V164H191ZM32 166H34V165H32ZM40 166V165H39ZM52 166V165H51ZM50 166V167H51ZM57 166V165H56ZM56 166H55V168H56ZM58 166H60V165H58ZM142 166V165H141ZM169 166H170V168H171V165L169 164ZM186 166V165H185ZM8 167H9V165H8ZM26 167V166H25ZM24 167V168H25ZM49 167V168H50ZM54 167V166H53ZM52 167V168H53ZM69 167H72V166H70L69 165ZM113 167H114V165H113ZM116 167V166H115ZM143 167H145V166H143ZM152 167V166H151ZM159 167V166H158ZM178 167V166H177ZM186 167V168H187ZM204 167V168H205ZM20 168H21V166H20ZM23 168V167H22ZM21 168V169H22ZM28 168V167H27ZM39 168V167H38ZM45 168V166H43V169ZM48 168V167H47ZM66 168V167H65ZM68 168V167H67ZM67 168H66V171H67ZM79 168V167H78ZM118 168H119V166H118ZM129 168V167H128ZM157 168V167H156ZM155 168V169H156ZM162 168H163V166H162ZM203 168V170H202V173H203V171L205 170ZM240 168V169H239ZM31 169H33V168H31ZM41 169V168H40ZM46 169V168H45ZM80 169V168H79ZM78 169V170H79ZM108 169V168H107ZM116 169V168H115ZM153 169H154V166H153ZM164 169V168H163ZM162 169V170H163ZM177 169V168H176ZM183 169V168H182ZM17 170V169H16ZM47 170V169H46ZM49 170V169H48ZM59 170V169H58ZM142 170V169H141ZM144 170V169H143ZM142 170V171H143ZM147 170V169H146ZM157 170V169H156ZM166 170V169H165ZM174 169H172L171 171H170V173L173 171ZM177 170H180L179 169V167H178V169ZM177 170H174L175 172V174H176V171ZM25 171V170H24ZM30 171V170H29ZM55 171V170H54ZM73 172H74V169L72 170ZM71 171V172H72ZM109 171V170H108ZM122 171V170H121ZM128 171V170H127ZM140 171V170H139ZM155 171V170H154ZM183 172H184V170H182ZM182 171L180 172L181 174H182ZM28 172V171H27ZM27 172H24V173H27ZM32 172H35V171H33L32 170ZM43 172V171H42ZM52 172V171H51ZM58 171L56 170V173H57ZM63 172V171H62ZM114 172V171H113ZM119 172V171H118ZM134 172V171H133ZM136 172V171H135ZM138 172V171H137ZM159 172V171H158ZM157 172V173H158ZM167 172V171H166ZM185 172H186V170H185ZM236 172V173H235ZM44 173V172H43ZM56 173H54V176H55V174ZM117 173V172H116ZM142 173V172H141ZM140 173V174H141ZM174 173H171L173 176H175L174 175ZM179 173V172H178ZM179 173V174H180ZM201 173V174H202ZM37 174H38V172H37ZM58 174V173H57ZM56 174V175H57ZM133 174V173H132ZM156 174V173H155ZM158 174H161L160 172L158 173ZM23 175V174H22ZM52 175V174H51ZM60 175V174H59ZM79 175V174H78ZM98 175H99V173H98ZM102 175H104V176H106L104 173L102 174ZM125 175V174H124ZM124 175H123V177H124ZM128 175V174H127ZM165 175H167V176H169V174H165ZM165 175H163V174H161L159 177H160V184L159 185H163L165 188H169V185H170V192H171V194H172V190L174 189H171L172 187V184H170V183H168L167 182V180L165 179ZM178 175V174H177ZM185 175H187L186 173L184 174V178H185ZM188 175V176H189ZM203 175V174H202ZM29 176H30V174H29ZM38 176V175H37ZM40 176V175H39ZM70 176V175H69ZM74 176V174L72 175V177ZM97 176V175H96ZM104 176H101V177H104ZM120 176V175H119ZM126 176V175H125ZM130 175H128L127 177H129ZM143 176V175H142ZM146 175H144V177H145ZM157 176V175H156ZM171 176V175H170ZM181 176V175H180ZM190 176H189V178L188 179H191L190 178ZM196 176H197V173H196ZM20 177V176H19ZM27 177V176H26ZM31 177V176H30ZM42 177V176H41ZM57 177V176H56ZM64 177V176H63ZM98 177V176H97ZM108 177V176H107ZM133 177V176H132ZM140 177V176H139ZM147 177V176H146ZM182 177H183V175H182ZM203 177V176H202ZM32 178V177H31ZM30 178V179H31ZM42 178H44V177H42ZM75 178V177H74ZM80 178V177H79ZM78 178V179H79ZM85 178V177H84ZM83 178V179H84ZM112 178V177H111ZM121 178V177H120ZM157 178V177H156ZM168 178V177H167ZM170 178V177H169ZM175 178H177V177H175ZM174 178V179H175ZM187 178V177H186ZM200 178V177H199ZM22 179V178H21ZM23 179H25V178H23ZM28 179V178H27ZM26 179V180H27ZM30 179H29V181H30ZM33 179H35V177L33 178ZM37 179V178H36ZM39 179V178H38ZM37 179V180H38ZM76 179V178H75ZM74 179V180H75ZM82 179V180H83ZM105 179V178H104ZM108 179H110L109 177H108ZM130 179H131V177H130ZM147 179V178H146ZM171 179V178H170ZM169 179V180H170ZM177 179H179V178H177ZM194 179V178H193ZM195 179H196V177H195ZM10 180V179H9ZM25 180V181H26ZM40 180V179H39ZM47 180V179H46ZM50 180H51V178H50ZM56 181L55 182H57L58 184H59V182H60V180L61 179H55ZM99 180V179H98ZM166 180V181H165ZM173 179H171V181H172ZM180 180V179H179ZM186 180V179H185ZM12 181H15V180H12ZM23 181V180H22ZM48 181V180H47ZM73 180H71V182H72ZM84 181H85V179H84ZM129 181V180H128ZM131 181V180H130ZM156 181V180H155ZM158 181V180H157ZM175 181H178V180H174V183L176 184L177 182H175ZM181 181V180H180ZM190 181H192V179L190 180ZM196 181H198V180H195V181H193V182H196ZM200 181V180H199ZM198 181V182H199ZM17 182V181H16ZM15 182V183H16ZM21 182V181H20ZM27 182V181H26ZM40 182V181H39ZM70 182V183H71ZM106 182V181H105ZM108 182V181H107ZM120 182L121 183H123L121 180H120ZM119 182V183H120ZM142 182H143V180H142ZM166 182L169 184L167 187H166ZM206 182V181H205ZM205 182L203 183V184H205ZM32 183V182H31ZM49 183V182H48ZM69 183V184H70ZM73 183V182H72ZM72 183H71V186H72ZM100 183L101 184H103V182H101L100 181ZM100 183H98V184H100ZM132 183H135V182H132ZM159 183V182H158ZM27 185H29L28 183H26ZM36 184V183H35ZM39 184V183H38ZM51 184H53V183H51ZM50 184V185H51ZM57 184V185H58ZM107 184V183H106ZM124 184V183H123ZM125 184H126V182H125ZM178 184V183H177ZM183 184H184V182H183ZM192 184V183H191ZM195 184V183H194ZM200 184H202V182L200 181L199 182V184L197 185V182H196V185H193V186H191V189L190 188H188L187 189V191L188 192H194L195 191V189L197 188V190H198V188L199 187H202V186H200ZM54 185V184H53ZM128 185H129V182H128ZM155 185V184H154ZM159 185L157 186V188L159 187ZM210 185V184H209ZM18 186V185H17ZM46 186H48V185H46ZM124 186V185H123ZM123 186H120L121 188H123ZM132 186H133V184H132ZM134 186H136V185H134ZM206 186V185H205ZM22 187V186H21ZM52 187V186H51ZM54 187V186H53ZM73 187V186H72ZM99 187V185L97 186V188ZM102 187V186H101ZM105 187V186H104ZM107 187V186H106ZM113 187V186H112ZM129 187V186H128ZM154 187V186H153ZM152 187V184H151V188H153ZM176 187H177V185H176ZM209 187V186H208ZM26 188V187H25ZM45 188H47V187H45ZM114 188V190H115V187H113ZM134 188V187H133ZM132 188V189H133ZM146 188H148V187H146ZM168 188H167V191H168ZM180 188L182 189L183 188V186L181 187L180 186ZM203 188H204V186H203ZM28 189V188H27ZM34 189V188H33ZM54 189V188H53ZM67 189V188H66ZM103 189H105V188H103ZM112 189V188H111ZM124 190H125V188H123ZM149 189H150V187H149ZM154 189V188H153ZM178 189H179V187H178ZM38 190V189H37ZM47 190V189H46ZM77 190V189H76ZM100 190V189H99ZM98 190V191H99ZM110 190V189H109ZM108 190V191H109ZM134 190V189H133ZM148 190V189H147ZM146 189H144V191H147ZM152 190V189H151ZM155 190V189H154ZM159 190V188L158 189H156V191H158ZM164 190V189H163ZM163 190H159L160 192H162ZM190 190V191H189ZM196 190V191H197ZM205 190V189H204ZM207 190H209V189H207ZM9 191H10V189H9ZM33 191V190H32ZM40 191V190H39ZM49 191V190H48ZM47 191V192H48ZM53 191V190H52ZM69 191V190H68ZM92 191V185H91V187H90V185L88 186V185H85L84 183L83 184H81V193H82V196L83 195H85V194H88L89 195V193ZM101 191H103L104 192V190H101ZM167 191H163V193L162 194H165L164 192H167ZM175 191V190H174ZM178 191H180V190H177V192ZM201 191H202V189H201ZM34 192V191H33ZM46 192V191H45ZM93 192H95V190L93 191ZM100 192V191H99ZM110 192H112V191H110ZM136 192V191H135ZM140 192V191H139ZM141 192H143V191H141ZM153 192V191H152ZM203 192V191H202ZM66 193V192H65ZM95 193H98V192H95ZM109 193V192H108ZM117 193V195H118V192H116ZM146 193V192H145ZM169 192H167L166 194H165V196L167 197V195L169 196V194H168ZM175 193V192H174ZM205 193H207V192H205ZM220 193V192H219ZM224 193H226V192H224ZM30 194V193H29ZM29 194H27V195H29ZM42 194V193H41ZM46 194V193H45ZM60 194V193H59ZM58 194V195H59ZM99 194V193H98ZM127 194H129V193H127ZM147 195H149L150 196V194H151V191L148 193H146ZM158 194H160V193H158ZM161 194V195H162ZM170 194V195H171ZM177 195H178V193H176ZM176 194H174L175 196H177ZM189 194V193H188ZM228 194V193H227ZM226 194V195H227ZM23 195V194H22ZM31 195V194H30ZM55 195V194H54ZM76 195V194H75ZM79 195V194H78ZM100 195V194H99ZM111 195V194H110ZM137 195V194H136ZM142 195H143V193H142ZM146 195V196H147ZM155 196L157 195V193L156 194H154ZM173 195V194H172ZM224 195V194H223ZM33 196V195H32ZM31 196V197H32ZM37 196V195H36ZM43 196H46V195H43ZM86 196V195H85ZM100 196H104L103 194L102 195H100ZM121 196H122V194H121ZM125 196H127V195H125ZM139 196H141V195H139ZM152 196V195H151ZM155 196H154V198H155ZM157 196H159V195H157ZM163 196V195H162ZM161 196V197H162ZM164 196V197H165ZM174 196V197H175ZM179 196H181V194L179 193V195H178V199H177V201L179 202L180 201V197ZM24 197H25V195H24ZM38 197H40V195L38 196ZM57 197V196H56ZM60 197V196H59ZM87 197V196H86ZM93 197V196H92ZM95 197V196H94ZM111 197H114V195L113 196H111ZM110 197V198H111ZM116 197V196H115ZM132 197V196H131ZM135 197V196H134ZM138 197V196H137ZM148 197V196H147ZM160 197V196H159ZM189 197V196H188ZM191 197V196H190ZM222 197V196H221ZM229 197V196H228ZM233 197V196H232ZM22 198V197H21ZM71 198H73V197H71ZM76 198H78V197H76ZM75 198V199H76ZM100 198V197H99ZM168 198V197H167ZM167 198H166V202H167ZM176 198V197H175ZM175 198H173L172 197V199L173 200H175ZM185 198V197H184ZM184 198H182V200L180 201V203L181 204H183V202H184ZM186 198H187V196H186ZM193 198V197H192ZM224 198V197H223ZM25 199V198H24ZM36 199H39V198H36ZM43 199V198H42ZM79 199V198H78ZM91 199V198H90ZM134 199V198H133ZM132 199V200H133ZM137 199V198H136ZM141 199V198H140ZM142 199H144V198H142ZM163 199V198H162ZM165 199V198H164ZM163 199V200H164ZM228 199V198H227ZM34 200V199H33ZM63 200V199H62ZM96 200V199H95ZM112 200V202H113V199H111ZM121 200V199H120ZM123 200V199H122ZM129 200V199H128ZM154 200H156V199H153L152 201H150L151 203L152 202H154ZM172 200V201H173ZM38 201H40V200H38ZM43 201V200H42ZM57 201H58V199H57ZM80 201V200H79ZM79 201H78V203H79ZM85 201H86V198H85ZM110 201V200H109ZM158 201V200H157ZM171 201V200H170ZM222 201V200H221ZM227 201V200H226ZM64 202V201H63ZM72 202H73V200H72ZM101 203H100V206H98L99 207V209H97L98 210V213L99 212H101L100 210H103L104 208H105V206H106V208H107V203L106 202H108V199H107V197L106 196H104V197H102V199H101V201H100ZM120 202H122V201H120ZM139 202H141V201H139ZM143 202V201H142ZM156 202V201H155ZM154 202V203H155ZM187 201H185V203H186ZM229 202V204L231 203L232 204V201L230 202V201H228ZM31 203V202H30ZM60 203H62V202H60ZM67 203V202H66ZM68 203H69V201H68ZM80 203H81V201H80ZM79 203V204H80ZM83 203L84 202H82L81 203V205H79V207L80 206H82L83 205ZM90 203H92V202H90ZM127 203V202H126ZM125 203V204H126ZM161 204H162V202H160ZM177 203V202H176ZM180 203H177V204H179V205H181ZM189 203V202H188ZM193 203V202H192ZM20 204V203H19ZM26 204V203H25ZM42 204V203H41ZM56 204V203H55ZM63 204V203H62ZM70 204V203H69ZM93 204V203H92ZM91 204V205H92ZM111 204V203H110ZM119 204V203H118ZM117 204V205H118ZM125 204H124V206H125ZM133 204V203H132ZM144 204V203H143ZM12 205V204H11ZM18 205V204H17ZM16 205V206H17ZM46 205H47V203H46ZM51 205V204H50ZM85 205V204H84ZM90 205V204H89ZM120 205H121V203H120ZM120 205H118V206H120ZM131 205V204H130ZM151 205V204H150ZM184 205V204H183ZM189 205V204H188ZM226 205H227V203H226ZM49 206V205H48ZM52 206V205H51ZM70 206V205H69ZM86 206H88V205H86ZM94 206V205H93ZM122 206V205H121ZM121 206H120V208H121ZM153 206H154V204H153ZM166 206V205H165ZM176 206V205H175ZM228 206H230V205H227V207ZM18 207H19V205H18ZM25 207V206H24ZM65 207V206H64ZM109 207V206H108ZM168 207V206H167ZM180 207H182V205L180 206ZM221 207V206H220ZM227 207H225V208H227ZM21 208V207H20ZM55 208H56V206H55ZM61 208V207H60ZM69 208H71V206L69 207ZM74 208V207H73ZM72 208V209H73ZM169 208V207H168ZM187 208V207H186ZM185 208V209H186ZM219 208V207H218ZM217 208V209H218ZM230 208V207H229ZM22 209V208H21ZM41 209V208H40ZM61 209H63V208H61ZM86 209V208H85ZM85 209H83L82 210V212H80L79 214V220L77 219V216H76V219L78 220V222L77 223H79L81 226H85L86 224H87V222H89V216H91L90 215V212L88 213ZM94 209V208H93ZM117 209H118V207H117ZM173 209V208H172ZM175 209V208H174ZM179 209V208H178ZM177 208L175 209V210H178ZM184 209V210H185ZM220 209V208H219ZM13 210V209H12ZM51 210V209H50ZM79 210V209H78ZM122 210V209H121ZM139 210V209H138ZM147 210H148V208H147ZM146 210V211H147ZM151 210V209H150ZM149 210V212H151ZM159 210H160V208H159ZM183 210V211H184ZM222 210V209H221ZM221 210H219V211H221ZM227 210V209H226ZM22 211H24L23 209H22ZM29 211V210H28ZM61 211H63V210H61ZM66 211V210H65ZM77 211V210H76ZM81 211V210H80ZM89 211V210H88ZM90 211H91V208H90ZM107 211V210H106ZM113 211H115V210H113ZM173 211V210H172ZM179 211V210H178ZM183 211H180V212H183ZM260 211H262V213H259ZM42 212V211H41ZM45 212V211H44ZM59 212H60V209H59ZM69 212H70V210H69ZM124 212H127L126 210L124 211ZM164 212H165V210H164ZM56 213V212H55ZM63 213V212H62ZM102 213V212H101ZM114 213V212H113ZM129 213V212H128ZM145 213V212H144ZM144 213H143V216H145L144 215ZM160 213V212H159ZM170 213V212H169ZM168 213V214H169ZM220 213V212H219ZM221 213H223V212H221ZM220 213V214H221ZM226 213V212H225ZM224 213V214H225ZM229 213V212H228ZM258 213L261 215V216H259L258 215ZM35 214V213H34ZM38 214V213H37ZM47 214H48V212H47ZM61 214V213H60ZM78 214V213H77ZM100 214V213H99ZM127 214V213H126ZM129 214H131V213H129ZM142 214V213H141ZM165 214V213H164ZM167 214V215H168ZM174 214H176V213H174ZM173 214V215H174ZM180 214H182V213H180ZM180 214H177V215H179L180 216ZM234 214H232V215H234ZM256 214V215H255ZM40 215V214H39ZM42 215V214H41ZM55 215V214H54ZM54 215H53V217H54ZM58 215V214H57ZM72 215V214H71ZM159 215V214H158ZM157 215V216H158ZM176 215V216H177ZM214 215V214H213ZM258 215V216H257ZM22 216V215H21ZM38 216V215H37ZM52 216V215H51ZM65 216V215H64ZM101 216V215H100ZM151 216V215H150ZM175 216V217H176ZM179 216H177V217H179ZM234 216V217H235ZM62 217V216H61ZM66 217V216H65ZM64 217V218H65ZM124 217V216H123ZM130 217V216H129ZM149 217V216H148ZM152 217V216H151ZM156 217V216H155ZM167 217V216H166ZM218 217V216H217ZM256 217H260L259 218V220H257V218ZM45 218V217H44ZM59 218V217H58ZM67 218H69V217H67ZM93 218V217H92ZM168 218H172V217H168ZM167 218V219H168ZM229 217H227V219H228ZM237 218V217H236ZM50 219H52V218H50ZM70 219V218H69ZM94 219V218H93ZM107 219V218H106ZM118 219V218H117ZM139 219V218H138ZM144 219V218H143ZM147 219V218H146ZM149 219H150V217H149ZM174 219H176V218H174ZM214 219V218H213ZM218 219H219V217H218ZM229 219H231V218H229ZM238 219V221L236 220V223L238 222V224L240 223V220ZM17 220V219H16ZM18 220H20V219H18ZM54 220V219H53ZM56 220V219H55ZM95 220V219H94ZM99 220H100V218H99ZM145 220V219H144ZM217 220V219H216ZM215 220V221H216ZM262 220V221H261ZM9 221V220H8ZM44 221H46V220H44ZM44 221L42 222V223H44ZM69 221H71V220H69ZM107 221V220H106ZM122 221V220H121ZM126 221V220H125ZM155 221V219L153 220V221H150L149 220V222H154ZM171 221V220H170ZM177 221V220H176ZM233 221V220H232ZM55 223H57L58 221H54ZM67 222V221H66ZM93 222V221H92ZM97 222V221H96ZM95 222V223H96ZM155 222H157V221H155ZM154 222V223H155ZM166 222V221H165ZM213 222V221H212ZM228 222V221H227ZM259 222H263V224H261L260 225V223ZM10 223V222H9ZM39 223L40 222H38L37 224L39 225ZM59 223V222H58ZM89 223H91V222H89ZM98 223V222H97ZM148 223V222H147ZM154 223H153V226H154ZM163 223V222H162ZM170 223H172V222H170ZM208 223V222H207ZM234 223V222H233ZM232 223V224H233ZM45 224H46V222H45ZM44 224V225H45ZM50 224H52V222L50 221ZM50 224H49V226H50ZM70 224V223H69ZM78 224V225H79ZM101 224V223H100ZM111 224V223H110ZM125 224V223H124ZM140 224V223H139ZM164 224V223H163ZM166 224V223H165ZM169 224V223H168ZM174 224V223H173ZM172 224V225H173ZM211 224V223H210ZM230 222H229V226H230ZM231 224V225H232ZM243 224H245V225H243ZM5 225V224H4ZM43 225V224H42ZM41 225V226H42ZM62 225V224H61ZM65 225V224H64ZM95 225V224H94ZM107 225H108V223H107ZM121 225V224H120ZM131 225V224H130ZM129 225V226H130ZM149 225V224H148ZM158 225V224H157ZM170 225V224H169ZM175 225V224H174ZM213 225H214V223H213ZM217 225V224H216ZM235 225H237V224H235ZM248 225V226H247ZM40 226V227H41ZM66 226V225H65ZM106 226V225H105ZM122 226V225H121ZM124 226V225H123ZM138 226V225H137ZM156 226V225H155ZM163 226V225H162ZM209 226H211V225H209ZM226 226V225H225ZM30 227V226H29ZM34 227V226H33ZM38 227V226H37ZM53 227V226H52ZM59 227V226H58ZM61 227V226H60ZM64 227V226H63ZM74 227H75V225H74ZM87 227V226H86ZM161 227V226H160ZM173 227V226H172ZM171 227V228H172ZM208 227V226H207ZM233 227H235L234 225H233ZM16 228V227H15ZM44 228V227H43ZM54 228H56V227H54ZM70 228V227H69ZM77 228V227H76ZM94 228V227H93ZM139 228V227H138ZM142 228V227H141ZM163 228H166V226H164ZM170 227H169V230L171 229ZM206 228V227H205ZM217 228H218V226H217ZM238 227H236V229H237ZM1 229V228H0ZM19 229V228H18ZM39 229V228H38ZM82 229V228H81ZM89 229V228H88ZM140 229V228H139ZM145 229V228H144ZM150 229V228H149ZM157 229H158V227H157ZM156 229V230H157ZM220 229V228H219ZM16 230V229H15ZM40 230V229H39ZM95 230V229H94ZM109 230V229H108ZM136 230V229H135ZM151 230V229H150ZM161 230H162V228H161ZM233 230V229H232ZM235 230V229H234ZM4 231H5V229H4ZM32 231V230H31ZM50 230H48V231H45V233H46V235H49V233L47 234V232H49ZM55 231H56V229H55ZM61 231H62V229H61ZM65 231V230H64ZM80 231V230H79ZM78 231V232H79ZM99 231V230H98ZM122 231V230H121ZM124 231V230H123ZM126 231V230H125ZM133 231V230H132ZM158 231V230H157ZM173 231V230H172ZM2 232V231H1ZM40 232V231H39ZM39 232L37 233V234H39ZM43 233H44V231H42ZM70 232V231H69ZM105 232V231H104ZM103 232V233H104ZM148 232V231H147ZM237 231H235V233H236ZM8 233V232H7ZM52 233H53V231H52ZM68 233V232H67ZM113 233V232H112ZM119 233V232H118ZM121 233V232H120ZM124 233V232H123ZM167 233V232H166ZM238 233V232H237ZM236 233V235L238 236V234ZM78 234V233H77ZM170 234V233H169ZM228 234V233H227ZM233 234V233H232ZM3 235V234H2ZM56 236H57V234H55ZM54 235V236H55ZM79 235H81V234H79ZM236 235H234V236H236ZM4 236V235H3ZM33 236H34V234H33ZM36 236V235H35ZM43 236H44V234H43ZM63 236V235H62ZM98 236V235H97ZM100 236V235H99ZM125 236V235H124ZM135 236V235H134ZM146 236V235H145ZM151 236V235H150ZM227 236V235H226ZM225 236V237H226ZM235 237V238H238V237ZM48 237V236H47ZM58 237V236H57ZM59 237H60V235H59ZM65 237V236H64ZM71 237V236H70ZM80 237V236H79ZM114 237V236H113ZM139 237V236H138ZM241 237L242 236H240L238 239L240 240L241 239ZM245 237V236H244ZM246 237V238H247ZM11 238V237H10ZM55 238V237H54ZM62 238V237H61ZM68 238V237H67ZM72 238V237H71ZM101 238V237H100ZM131 238V237H130ZM133 238V237H132ZM167 238V237H166ZM166 238L165 237H163L162 238V236H160L159 238H157L156 239V241H155V243H153V245H154V251H160L161 249H163V248H165L166 247V245H168L167 244V242H166ZM243 238V237H242ZM31 239V238H30ZM59 239V238H58ZM97 238H95L94 240H96ZM99 239V238H98ZM116 239V238H115ZM189 239V238H188ZM3 240V239H2ZM13 240V239H12ZM39 240V239H38ZM37 240V241H38ZM52 240H54V239H50V241H52ZM57 240V239H56ZM75 240V239H74ZM93 240V241H94ZM106 240V239H105ZM135 240V239H134ZM134 240H133V242H134ZM221 240H223V238L221 239ZM237 240V239H236ZM61 240L59 239L58 241H54V242H52V243H50V244H52V245H50L49 247H51V249L52 250H56V249H58L61 245L60 244H62V241L60 242ZM68 241H69V239H68ZM76 241V240H75ZM92 241V242H93ZM116 241V240H115ZM123 241V240H122ZM121 241V242H122ZM145 241V240H144ZM220 241V240H219ZM224 241V240H223ZM241 242H242V239L240 240ZM245 241V240H244ZM246 241H247V239H246ZM74 242V241H73ZM80 242H81V240H80ZM120 242V243H121ZM236 243H237V241H235ZM241 242H238L236 245H239V243L240 244H243V243H241ZM0 243H1V241H0ZM13 243V242H12ZM72 243V242H71ZM90 243V242H89ZM145 243H146V241H145ZM200 243V242H199ZM247 243V242H246ZM247 243V244H248ZM9 244V243H8ZM42 244V243H41ZM92 244V243H91ZM96 244H99V243H96ZM119 244V243H118ZM147 244V243H146ZM220 244V243H219ZM247 244L246 245H244V246H247ZM2 245V244H1ZM73 245V244H72ZM101 245V244H100ZM122 245V244H121ZM145 245V244H144ZM143 245V246H144ZM235 245V246H236ZM263 245V247L261 248V246ZM7 246V245H6ZM43 246V245H42ZM65 246V245H64ZM67 246V245H66ZM93 245H91V247H92ZM106 246V245H105ZM120 246V245H119ZM142 246V247H143ZM218 246V245H217ZM22 247V246H21ZM68 247H69V245H68ZM72 247V246H71ZM88 247V246H87ZM95 247H98V246H95ZM94 247V248H95ZM102 247V246H101ZM216 247V246H215ZM232 247V246H231ZM242 247V246H241ZM7 248V247H6ZM41 248V247H40ZM65 248V247H64ZM98 248H100V247H98ZM119 248H121V246L119 247ZM168 248L169 249H175L177 252H179L180 251V248H178V247H176V246H173V245H168ZM195 248V247H194ZM242 248H244V247H242ZM61 249V251H62V247L60 248ZM60 249H59V251H60ZM97 249V248H96ZM139 249V248H138ZM201 249V248H200ZM210 249H212L211 247H210ZM215 249V248H214ZM45 250V249H44ZM74 250V249H73ZM93 250V249H92ZM121 250V249H120ZM153 250V249H152ZM196 250V249H195ZM205 250H206V248H205ZM205 250H203V251H205ZM216 250V249H215ZM221 250H222V248H221ZM233 250V249H232ZM238 250H240V249H238ZM237 250V251H238ZM49 251H50V249H49ZM59 251H54L55 253H54V258L53 259H51V262L54 260V261H58V262H60L61 264H66V262H64V259H65V254H64V252H62V253H60ZM67 251V250H66ZM107 251V250H106ZM113 251H115V250H113ZM119 251V250H118ZM209 251V250H208ZM212 251H214V250H212ZM223 251V250H222ZM225 251H228V250H224L223 252L224 253H222V254H225ZM47 252V251H46ZM95 252H96V250H95ZM136 252V251H135ZM201 252V251H200ZM50 253V252H49ZM67 253V252H66ZM77 253V252H76ZM82 253V252H81ZM117 253V252H116ZM115 253V254H116ZM141 253H143V252H141ZM155 254H156V252H154ZM154 253H152V254H154ZM181 253V252H180ZM204 253V252H203ZM206 253V252H205ZM212 253V252H211ZM217 253V252H216ZM16 254V253H15ZM45 254V253H44ZM74 255H75V253H73ZM79 254V253H78ZM93 254V253H92ZM114 254V253H113ZM112 254V255H113ZM115 254H114V256H115ZM134 254V253H133ZM136 254V253H135ZM193 254V253H192ZM228 254V253H227ZM47 255V254H46ZM52 255H53V252H52ZM68 255V254H67ZM86 255V253L84 254V256ZM105 255H106V253H105ZM111 255V256H112ZM132 255V254H131ZM141 255V254H140ZM190 255V254H189ZM206 255V254H205ZM205 255H203L204 257H205ZM207 255H209L208 253H207ZM220 255V254H219ZM241 255H243V253L241 254ZM246 255V254H245ZM260 255V256H259ZM83 256V255H82ZM81 256V257H82ZM88 256V255H87ZM97 256V255H96ZM102 256V255H101ZM104 256V255H103ZM108 256V255H107ZM135 256V255H134ZM142 256V255H141ZM187 256V255H186ZM216 256V255H215ZM214 256V257H215ZM217 256H218V253H217ZM238 256V255H237ZM39 257H42V256H39ZM53 257V256H52ZM51 257V258H52ZM74 257V256H73ZM76 258L77 257H79V255L78 256H75ZM128 257V256H127ZM195 256H193V259H195L194 258ZM219 257V256H218ZM236 257V256H235ZM244 257V256H243ZM44 258H45V256H44ZM67 258V257H66ZM69 258V257H68ZM86 258V257H85ZM108 258V257H107ZM188 258H190L189 256L187 257V260H188ZM200 258V257H199ZM208 258V257H207ZM222 258V257H221ZM240 258V257H239ZM247 257L245 256L243 259H246ZM13 259V258H12ZM40 259V258H39ZM45 259H47V257L45 258ZM81 259H83V258H81ZM80 259V260H81ZM93 259V258H92ZM97 259V258H96ZM95 259V260H96ZM136 259V258H135ZM134 259V260H135ZM141 259H142V257H141ZM201 259V258H200ZM215 259V258H214ZM238 259V258H237ZM240 259H242V258H240ZM240 259H238V260H240ZM44 260V259H43ZM49 260V259H48ZM121 260H123V259H121ZM131 260H132V258H131ZM238 260H236L237 261V263H238ZM247 260H250V261H252L253 262V260H251V256H250V259H247ZM9 261V260H8ZM39 261V260H38ZM41 261V260H40ZM53 261V262H54ZM79 261V260H78ZM120 261V260H119ZM126 261V260H125ZM130 261V260H129ZM152 261V260H151ZM183 261H184V264L186 263L185 262V260L183 259ZM182 261V259H181V262H183ZM221 261V260H220ZM241 261V263H243V262H245V261H243V260H240ZM45 262V261H44ZM47 262V261H46ZM50 262V263H51ZM57 262V263H58ZM101 262V261H100ZM219 262V261H218ZM257 262H255L256 264H257ZM38 263H40V262H38ZM56 263V264H57ZM88 263V262H87ZM86 263V264H87ZM133 263V262H132ZM187 263H189V262H187ZM198 263V262H197ZM207 263V262H206ZM215 263V262H214ZM241 263H239V264H241ZM246 263V262H245ZM251 263V262H250ZM263 264H264V262H262ZM262 263H260V264H262ZM40 264H42V263H40ZM54 264V263H53ZM76 264H78V263H76ZM82 264V263H81ZM98 264H100V263H98ZM105 264V263H104ZM130 264V263H129ZM138 264H141V263H138ZM147 264V263H146ZM201 264V263H200ZM203 264V263H202ZM208 264H211V263H208ZM233 264H234V262H233ZM235 264H236V262H235ZM252 264V263H251Z\"/></svg>","mask_w":264,"mask_h":264}]
</instances>
